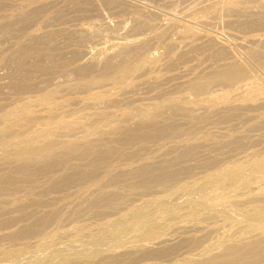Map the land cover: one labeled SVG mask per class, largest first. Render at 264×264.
I'll return each mask as SVG.
<instances>
[{
	"label": "rangeland",
	"instance_id": "obj_1",
	"mask_svg": "<svg viewBox=\"0 0 264 264\" xmlns=\"http://www.w3.org/2000/svg\"><path fill=\"white\" fill-rule=\"evenodd\" d=\"M113 4H114V6H111ZM109 5H110V8H109ZM237 9H238V11H237ZM230 10L232 11V13H231ZM27 12H29L30 14L29 13L26 14ZM7 15L10 16V17H8ZM16 15H17V17H15ZM26 15H28V17ZM18 16H19L20 19H18ZM25 17H27V18L24 19ZM135 17H136V19H135ZM16 18H17L18 21L16 20ZM143 21L147 25L144 24ZM137 22H139V23H137ZM17 23H19V24L17 25ZM119 23H122V24H119ZM131 23H134V24H131ZM1 24H3V25H1ZM6 24H7V26H6ZM141 24H142V26H141ZM143 24H144L145 27L143 26ZM0 25L2 26V27L0 26V79H2V80H0V86H1L0 87V105H1L0 115L3 114L4 112H6L7 110L13 109V108L21 105L22 102L24 103V101H28V103L30 104V106L28 104V108L27 109L35 110V111L37 109L39 110L41 107L39 108L38 107L39 105L35 106V104H37V103L36 102H32V101L36 100L35 97L41 96L44 93L55 89V85L58 84L57 87H56V90L61 89L60 90L61 93H59V91L57 93H59V95L62 96V99H63V96H66V98L64 97L63 100H60L58 98H61V97L58 94H56V96L58 95L57 98H56L58 103H57V105H55L53 107V110L56 109L57 110L56 113H59L58 115L64 121H66V122H69L71 120L73 121V119L75 120V119H77V117L79 118V117L82 116L83 117L82 120L84 122H86V123H89L87 125V127L88 126L89 127L86 128V131H88L89 133H94L97 129L104 128L105 124L108 125V124H112L113 123L112 125H115V122H117L116 123L117 125L118 124L120 125L119 122L123 121L122 123H127L126 121H128V123H130V122L131 123L128 124V125H125V124H123V125L130 126V125L134 124L135 121H137V117H135V116H136V113H139V111L137 110V108H139V106L148 107V109H150L154 104H161L162 102H163L162 104H167L168 101H169L168 99H173V98L179 97L181 95H187L188 94L187 90L184 91L185 88L183 86H180L179 83L183 80V79L181 80V78H184V77L186 78L187 77V79H190V77L192 76L191 75L192 72H191L190 75L188 73H190L191 70L193 71L196 66H197L196 68L198 70L195 69L194 70L195 72L193 73V75L197 71L198 72L202 71V69H204L205 71L206 70L211 71V70L215 69V66H216V69L221 68L222 66L224 67V65H221V64H225V67H227L228 65H232V64H235V65H238V66L241 65L243 69L246 67L245 70L246 71H248V70L250 71V72L248 71L247 72L248 74H246L247 77H249V80L250 81L255 80L254 82H252V83H255V85L253 84V88L254 87L255 88L254 89L252 88V90L248 94L252 95V94L255 93L254 96L252 95L255 98V96L257 94L259 95V94L264 93V71L260 67V65L256 64L252 60V57L254 56V54H253L252 57H249V58H251L250 60L247 57L249 55H246L247 52H248V54H250L251 52L253 53L255 51L256 52V53L254 52L255 56L257 55V57H259V58L254 56V59L257 58V60L261 59V60H258V61H264L262 59L264 57V54L262 55V58H260L259 54H257V51L258 52L261 51V53H264V49H263L264 45H262V44H264V40H263L264 39V0H110V1L109 0H0ZM117 25H118V27H117ZM134 25L135 26L137 25L138 27L141 28L140 32H139V28L137 27V29H136V27ZM148 25H150V26H148ZM19 27H20V30L18 29ZM107 27H108V29H105ZM146 27H147V29H146ZM158 27H159V29H158ZM142 29H143L144 32L142 31ZM131 30H134V31H132L133 33H131ZM137 30H138V32H137ZM44 31L45 32L48 31L47 34ZM49 31L50 32L52 31V32L50 33ZM76 31H77V33H76ZM182 33L184 35H182ZM44 34H45V36H44ZM80 34H82V35H80ZM40 35H41V38H40ZM49 35H50V38H49ZM180 35L182 36V38L185 36L184 37L185 39L183 38L184 41H182ZM32 37H33V39H32ZM35 37H38L39 39H36ZM202 37H204V39ZM26 38L27 39L29 38L28 40H30V41H28ZM30 38L32 39V41H31ZM45 38L48 39V40H46ZM82 38L85 39V40H83ZM154 38L155 39L157 38L156 41H155ZM164 38H166V40ZM201 38L203 40H205V41H203ZM41 39H43L44 41L41 40ZM206 39H207V41H206ZM25 40H26V42H25V44H23ZM195 40H197V41L195 42ZM214 40L217 41V42H215ZM242 40H244V41H242ZM34 41L35 42H38V41L40 42L41 41V42L40 43L38 42L36 44ZM147 41H149L150 43L147 42ZM247 41L249 42L250 45L248 44ZM130 42H132V44ZM144 42H146V43H144ZM151 42H152V44H151ZM187 42H189L190 44L193 43L194 45H189ZM199 42H200V45H201V43L203 45L205 43L206 46L205 45L204 46L201 45V47H200ZM244 42L247 44V46H245L246 44ZM51 43H53V44H51ZM142 43L145 44V45L142 46ZM209 43L212 44V45L210 44L211 46L208 45L210 48L207 46V44H209ZM215 43H217V44H215ZM252 43H253V46H252ZM258 43H260V44H258ZM18 44H20V45H18ZM22 44H23L22 48L21 47L19 48V46H21ZM185 44H186L187 47L185 46ZM257 44L261 45V47L258 46L259 49H257ZM25 45H26V48H27V49L25 48L26 51L23 48V47H25ZM27 45H29V46L27 47ZM138 45L143 47V48L139 47ZM17 46H18L19 49H17ZM242 46H243V48H242ZM33 47L34 48L36 47V49H34ZM135 47H137V48H135ZM184 47L187 48V49H184ZM198 48L199 49H203V50H199ZM222 48H224V49L226 48V49L224 50ZM16 49L17 50H21V52L25 51V53H19L20 51L18 52V51H16ZM44 49H45V51H44ZM134 49H136V50L134 51ZM139 49H141V50H139ZM35 50H37V51H35ZM190 50H193V51H190ZM216 50H217V52H215ZM218 50H219L220 53H218ZM250 50H252V51H250ZM29 51H31V52H29ZM43 51L45 53H43ZM15 52L19 53V54L17 55ZM47 52H48V54H47ZM181 53H182L183 56L181 55ZM20 54H23L24 56L26 54V56L24 57L23 55L21 56ZM39 54H40V56H38ZM41 54H42L43 57L46 55V57L44 58L45 60L43 59V57L41 58ZM134 54L137 55V56H135ZM217 54H220V55H217ZM228 54H230V55H228ZM11 55H13V56H11ZM19 55L21 57H23L21 59V61L24 60L21 63H20V60H19V58H21V57ZM28 55H29V57H28ZM47 55H48L49 58L47 57ZM163 55H165V56H163ZM174 55H175L176 58L174 57ZM227 55H228V57L225 58ZM18 56H19V58L17 59L18 62L20 64L27 63V64H24V66L27 69L23 70V68H25L23 65H21V67L18 66V65L15 66L17 64L16 63L17 61L14 60V59H16ZM50 56H51V58H50ZM36 57H38V58H36ZM39 57H40V59H39ZM139 57H140V59L144 58L145 62L148 59L147 62L145 64H143L144 65L143 70L147 67L148 70H149V73L148 74L146 73L145 76H144L145 72L142 74V72H143V70H142L141 72H139L136 75L137 76L139 75V76L143 77V79L141 77L139 79V78L136 77V75H134L135 77L133 76L132 80L134 79V81H136V78H137V81L136 82H134L132 80L131 81H132V83H134L133 85H135V87H136V84L138 82H139L138 83L139 85H142L143 82L146 83V84L149 83V84H147V85H149V87H146L147 85L143 83L145 85V86L144 85L143 86L146 89L144 87H142V86H139L137 84L139 86V87L137 86L139 89L136 87V89H134V90L132 88L131 89L132 91H131L129 88H127V89L121 88L119 86H115V84L111 83V81H106V83L104 82L106 85L103 84L101 88L98 87L101 84L100 85L94 84L93 86L92 85L90 86L91 90L89 89L90 90V91L88 90L89 92H85L82 88L78 89V87L76 88L73 85L74 83H76L80 79H90L92 77H95L94 75H96V76L98 75L99 76L101 74L100 72H102V69H103L101 67H103V65H105V66L108 65L106 63L103 64L104 62L109 63V65H110L109 67H111L112 70H113V68L118 70V69L124 67L126 64L131 63L132 61H134V62H135V60L137 61V59ZM157 57H158L159 60L157 59ZM164 57H165V59H164ZM177 57H178V59H177ZM231 57H232V59H231ZM77 58H78V60H77ZM150 58H154L155 59V61L153 62L154 65H152L153 63L152 64L149 63L150 65L148 64V61H149ZM7 59H9L8 62H7ZM221 59H222V61H221ZM27 60H28V62H27ZM41 60L43 61V63H45V67H43L44 64H42ZM57 60L59 62H57ZM9 61H11V62L13 61L12 63H14L16 61L15 62L16 64H11V63H9ZM108 61H110V62H108ZM172 61L173 62L175 61V62L173 63ZM236 61L238 62L237 64L235 63ZM35 62L38 63L39 65L40 64L41 65L40 66H36L37 64ZM51 62H55V63H52V65H51ZM155 62H157V63L155 64ZM198 62L201 64V66L203 68L199 65ZM208 62H210V63H208ZM219 62H224V63L220 64ZM6 63L8 65H6ZM31 63H32V65H31ZM33 63H35V65ZM110 63H112V65L114 67ZM53 64H55V65H53ZM96 64H97V66H95ZM160 64H161V66H160ZM164 64H166L165 66L167 68L164 66ZM26 65L30 66V70L28 69V67ZM47 65H49V66H47ZM77 65L78 66L79 65L82 66V67L79 66V68L80 69L82 68V70L78 69ZM91 65L93 66L92 68H90ZM162 65H163V67H162ZM217 65H219V67ZM152 66H154V68ZM13 67H14V69H13ZM32 67H36V68L32 69ZM40 67L42 68L41 69L42 71L40 70ZM150 67H151V69H150ZM169 67H171V69ZM186 67L189 68L190 71ZM191 67H193V68H191ZM206 67H208L209 69H210V67H213L214 69L211 68L209 70L208 68L206 69ZM19 68H21L22 72H20L21 70L18 71ZM37 68H39V69H37ZM73 68H75L76 70L74 69L75 71L74 70L72 71ZM85 68H88V69H85ZM199 68H201V69H199ZM152 69H153V71H152ZM165 69H167L166 72H165ZM27 70H29L28 73L27 74L24 73V72H27ZM34 70H35V72H34ZM78 70H80V71H78ZM83 71H84V73H83ZM185 71L188 72L187 74L189 76L186 75ZM20 73L26 74L27 76L26 75H21ZM184 73H185V76H184ZM28 75H29V77H28ZM168 75L170 77L172 76L171 79H169V81H168V78H170V77ZM25 77H27V78L25 79ZM178 79H179V82H178ZM69 80H70V83H71V81H72V83L74 82L73 84H71V86H70V83H67ZM160 80H163V81H160ZM164 80H165V82H164ZM171 80H173V81H171ZM247 80H248V78H247ZM6 82L8 84H6ZM11 82L12 83L16 82L17 85H15V86H18V88L12 86L10 84ZM18 82H20L21 85ZM39 82H41V83H39ZM34 83L35 84L39 83L38 84L39 86L35 85V86H33V89H30L32 87L31 84H34ZM66 83L68 84L67 86H66ZM13 84H15V83H13ZM27 84L31 85V87L28 86L29 88H27ZM19 85L20 86L24 85L26 87V89L25 90L23 88L19 89V87H20ZM176 85H178V86H176ZM256 85H258V86H256ZM2 86H4V87L2 88ZM37 86H38V88H37ZM104 86H106V87H104ZM171 86H174V88L171 87ZM67 87H68V89H67ZM69 87H71V88H69ZM72 87H73V89H72ZM141 87H142V89H141ZM175 87H176V89H175ZM224 87L225 86H222V87L221 86L211 87L210 88L211 91L209 89V92L212 93V91H214L213 89L216 88L218 90L221 89L220 91L223 90L222 91L223 93L231 95L232 94L231 88L230 87H225L224 88ZM15 88H17V89L15 90ZM62 88H63V90H62ZM98 88L101 89V90H99ZM182 88H184V89H182ZM226 88H227L228 92L230 91L229 93L226 92ZM70 89H72L71 93L68 92V91H70ZM75 89H76V91L79 90V91H77L78 93L79 92H81V93H79V94L77 93L76 94L75 93L76 92ZM124 89H125V91L129 89L130 92L135 94V95L131 94L130 92H129L130 93L129 95H127L128 93L124 94L123 93V92H125ZM108 90H111V92L108 91ZM179 90H181L182 92L179 91ZM102 91L103 92H105V91L107 92L108 91L110 93L113 92L112 96L114 94L116 96H118V94L120 95L122 93L125 96L122 99L125 98V100H123V101H122V99L119 100V101H122L119 104L117 102H115L116 105L115 104H111V103L110 104L107 103L108 105H106V102H104L102 100L99 102L98 100H96L93 97H91V94L97 93V92H101L102 93ZM115 91H116V93H115ZM157 91H159L160 93L158 92V94H156ZM165 91H166V93H165ZM174 91H176V92H174ZM178 91H179V94L177 93ZM183 91H184V93H183ZM65 92H67L68 94H65ZM168 93H169V95H168ZM70 94H72V96ZM67 95L68 96L70 95V96L68 97ZM157 95L159 96V98L157 97ZM120 96H122V95H120ZM130 96L131 97L133 96L136 101L134 102L133 97L130 98ZM153 96H154V99H153ZM67 97L69 99H67ZM79 97H80V99L78 100ZM135 97L138 99L139 102L137 101V99ZM75 98H77V99H75ZM117 98H119V96ZM128 98L130 99V101L132 99L131 103L134 104L133 106L131 105V103H130ZM149 98H150V100H149ZM189 98H192V96H190ZM20 99L22 100L21 102L19 101ZM24 99H26V100H24ZM29 99H30V102H29ZM82 99H85V100L83 101ZM18 101L20 102V104H19ZM69 101H71V102H69ZM86 101H88V103H85ZM124 101L126 103H124ZM189 101H192V100L190 99V100H188V102ZM62 102H64V103H62ZM150 102H151V104H150ZM188 102H187V104H188ZM33 103H34V105H33ZM83 103L84 104H89V103L93 104V103H95L96 106L95 107H91V110H90L89 109V107H90L89 105L92 106V104L84 105ZM100 103H102V108H98L97 109V107L100 106L99 105ZM104 103H105V105H104ZM123 103H124V105H123ZM191 103H193V102H189L188 107L190 109L193 108L192 110L195 111L196 113L194 114V112H192L189 115H187L190 118V115L193 114L194 117L191 116L190 119L188 117L184 118L185 115L183 117H180V116H182L181 114H179V115L177 114V115H175V117H174V114H173V116H171V114L167 113L168 111L166 112V110L163 109L164 110L163 112L164 113L166 112L167 113L166 115H169L170 118H169V116H166L162 112L166 116V118H163L164 115L161 114L162 115V117H161V121H162L161 125H165L166 124L165 125L166 127H169L171 125L172 129L174 127V131L171 130V126L169 127L170 130L167 129L168 131H170V133L168 131L164 132V130H166V128L164 129L162 127V130H163L162 132H164L167 135L166 136L164 133H162L165 136V138H163L164 136H162V134L159 133L158 135L159 136L161 135V136L160 137L158 136V138H157L158 140L157 141L155 139H154L155 142L153 140H152L153 142L149 141L148 139H147L148 141H145L146 138L145 137H140L139 136L140 132H138L137 136L139 137L140 140L142 139L144 141L141 140V142H140L139 139L134 138L133 140L136 143L135 142L132 143V142H130L132 140H128L127 137H125L126 138L125 141H124L125 138H122L125 143H123V141H121L122 140L121 139L119 144L116 143L117 145H115V142L114 143L112 142L113 145L110 144L111 146L109 145L108 148H107V145L109 143H111V142H109L108 144H105L106 147L103 145L105 148L104 149L101 148L102 153L103 152L105 153L106 150L108 151L109 148L110 149L111 148L112 149H114V148L117 149V151L115 150V152H113L114 150L111 151L109 149L108 152H111V153L113 152V154L110 153L111 156L109 154L107 159H105L106 156H107L106 153L104 154V155H106L105 157H103V155L101 154L103 158H101V156H100L99 161H98L97 158H96L97 160L95 159L96 155H88L86 157H89V158H84L85 160L83 162H82L83 159L79 160V162H78V160L77 161H75V160L71 161L70 160L69 163H64V164H62L63 166L62 165L59 166L62 169H64L63 167L66 168V166L69 165L70 163H85L86 166H90V165L91 166H95L93 169H94V171L96 173L94 172L92 175H88L86 177H83V179L80 182L72 183V184H70V185H68L66 187H60L57 190V188L55 189V187H49L45 183V181L43 180L44 177L42 175L39 176V177L42 176L41 177L42 179L37 177L35 181L30 182L31 184L28 183L27 185L24 184V183H26L25 181L21 180L22 182H20V180H19V182H20V184H19V182L17 180L16 181V185L18 184L17 185V189L19 187L21 189L23 188L24 189V190L22 189L23 193L26 190L27 193L26 192L25 193L27 195H25V193L24 194L19 193V191H18V193H16L18 195H14V196L10 197L11 199H13V197H14V199H16V200L15 201L12 200L11 201L12 203L10 202L9 204H7L6 212L3 209H0V214L2 212V214L0 215V221L3 219L0 222V224L2 223V227H3V229L0 228V235L2 233H4V232L8 231V230H6V229H8L6 227L9 224L8 218L17 217V216L21 217V216H23L22 214H25V213L29 214L28 212H31V210H32V212H31L32 215H34L35 211L37 212V213H35V215L31 219H29L31 221L32 220H38V219H36L37 217L39 219L40 218H45V217L53 218V220L52 219L51 220L54 221V222L53 223L51 222L52 224L50 226L48 225V227H44V228H46V230L43 228L45 230L43 232L44 234L49 233V232H54V231H52V229L56 230L57 232H60V230L63 231L65 229H67L68 227L75 226V225H77V226L80 225V228H83V227L86 226V228H89V229L92 228L93 231H90V233L85 234V237L84 236H81V238H80V236L77 237L79 239H77L76 243L75 242L74 243L70 242L69 243L70 245L66 246V244L62 245L65 242L61 241L60 243L53 244V246L55 245L54 248L52 246L51 249H49V250L45 249V250H43L41 252H39L34 247L32 249L31 248L32 247V245H31L32 242H30V241L37 240L38 237L41 240L45 239L46 237L43 238L44 235L42 234V231H41V233L40 232L38 233V236L36 234H34V235H36L35 237H34V235H32L34 240H32L31 237L29 236L30 238H27V239H29V243H28V240L26 242V240H25L26 237L24 238V240L21 239L23 242L20 239H18L19 240L18 241V240H11V239L7 240L5 238L4 239L0 238V249L5 250V253H8V255H6V257L4 256L7 259L4 258L3 259L4 262L2 260V261H0V264H47L46 263V259H49L52 256L61 257V255H63V256L65 255L64 257H73V256H76L77 253L79 254V253L83 252L84 250L87 251L86 249L90 250L91 248H98L100 250L104 249V251H105V249H107V250L108 249H115V247L116 248L120 247L123 244L138 243L140 240H143L144 238L149 237L152 233H157L158 232V230L155 229L154 227L150 228V226H148L146 224V220L151 219V217L152 218L153 217L154 218L155 217H159V218H161V219H159L160 221H163V219H164L163 222H166V220H168L166 223H169V221L173 222V220L175 218L172 216V214L171 215H165V214H161V213L169 211L168 213L170 214V212L175 209L174 206H177L176 204H182L183 200H177L176 202L175 201L166 200L164 205L163 204H156V205L153 204L152 205V203H151V205L148 204V206H147V205H144L145 203H147L148 201L153 202L154 198H156L155 200H157V198L159 199V197L160 198H162V197L165 198L167 195L172 193V191H174V189H176V187L178 188L182 184L185 185L190 180H192V181L194 180L195 181V179H193V178H198V179H196V181L197 180L198 181L201 180L203 175H206L205 173L209 174L210 172H212L214 170H217L219 168H222L224 166L229 165V163L231 164L232 161L234 162L237 159H240L239 158L240 155H241V158H242L245 155H247L248 153H250V152L252 153V152H255V151H256V153L258 151L257 155L258 154L260 155L261 153L264 154V150H263L264 149V143H263V140H264V128H263V130L261 129L264 126L263 125L255 126L254 124H257V123H255V122H257V120L256 119H254V120H252V119L248 120L247 119V121H246L247 116H245V114L246 115L252 114L253 116H254V114H256V116H257L260 113H264L263 112L264 108L260 109V110L256 109V111L253 110V112L249 111L248 113H247V111L243 110V112H242V110H241L242 113H240V111H239V112H237L236 115H229V113H227L225 115V113H220L219 114L220 116L217 114L218 116L215 115V116H212L213 117L212 118L211 115H210V117L207 118V116H206L207 114H203V113H200V114H203V115L197 114L198 108H199V110L201 108V110H200L201 112H203L204 109L207 108V107H205V105L203 106V104H197V103L196 104L195 103L191 104ZM146 104H150L151 107L146 105ZM63 105L65 107H63ZM121 105H123V107H120ZM135 105L137 106V108H134ZM31 106H33V107H31ZM66 106L67 107L69 106V107L67 108ZM79 106H80V109H79ZM85 106H86V108H88L89 111L85 110V108H84ZM59 107H60L61 111L60 110L58 111ZM71 107H73V108H71ZM82 109L85 110V111H83ZM94 109L97 111L96 115L93 114V112L95 113ZM103 109H105V111H103ZM56 110H54V111H56ZM73 110H75V111L78 110V111L75 112ZM62 111L63 112H67L68 115H67V113L63 114ZM19 112H20V110H18V113ZM102 112H104V113L106 112V113L104 114ZM115 112H117V113H115ZM85 113H88V114H85ZM112 113H114V114H112ZM196 115L198 116V118H197ZM67 116H70V117L66 118ZM86 116H88V117H86ZM222 116H225L226 118L222 117ZM228 116H230V117H228ZM238 116H240V117H238ZM98 117H99L100 120H98ZM236 117L239 118V119H237ZM57 118H59V117H57ZM162 118H163V120H162ZM86 119H88V120H86ZM166 119H168V120H166ZM204 119H205V121H203ZM243 119H244V121H243ZM41 120L42 119H40L39 121L34 122L28 128L27 132L32 127H33L34 130L32 129L28 133L25 132L24 135L28 137L29 135L34 134L37 131L48 129L47 128L48 124H46L47 121L46 120H44V121L42 120L41 121ZM251 120H252V122H251ZM54 121H56V120H54ZM163 122H164V124H163ZM172 122H174V124H172ZM185 122H187V125H186ZM205 122H206L207 126L205 125ZM243 122H245V123L247 122L248 124L247 123L245 124ZM39 123H40L41 127H40ZM122 123H121V125H122ZM195 123H196V125H195ZM242 123H243V125H242ZM36 124H37V126H35ZM42 124L44 125V127H43ZM167 124H168V126H167ZM180 124H184V125H181L179 127ZM191 124H194V125L190 126ZM202 124H203V126H202ZM177 125H178V127H177ZM252 125H254L253 128H252ZM48 127H49V125H48ZM257 127H260V128H257ZM37 128H39V129H37ZM226 128H227V130H226ZM229 128H231V129H229ZM249 128L253 131V133L251 132V130ZM255 128H257V129H255ZM185 129H187V131ZM197 129H198V131H197ZM248 129H249V131L251 133L249 131H248L249 133L247 132ZM75 130H76L75 132H77V128ZM184 130H185V133H184ZM188 130L190 131V134L192 132V134H193L192 136L189 135ZM228 130H230V133L232 134V137L241 136V138H242V136H244V138H245V135H242L243 133H241V132L243 131L245 134L247 133L246 134L247 135V137H246L247 139L245 138V140H247V141H246V143L244 145L242 144L243 145V146H241L242 149H240L239 146L238 147L236 146V149L238 148L237 150H234L233 152L232 151L228 152L229 150H227V152L224 153L223 151H226V150H223L224 147L220 148V146L224 145V143L226 142V139H225V141H223L224 140L222 138L223 135L224 134L227 135L226 133H228V135H229L228 138L231 137V134H229ZM78 131L80 132L82 130L80 129ZM171 131H172V134H171ZM79 132H77V133H79ZM178 133H179V135H178ZM180 133H182V134H180ZM221 134H223V135L221 136ZM252 134L254 135V137L257 136V138L256 139L255 138L252 139L251 138V136L253 137ZM177 135H178L179 138H176ZM182 135H183V137H182ZM187 135L190 137L191 140L192 139L196 140L197 139L196 137H198L200 141L202 139V141L205 142V143L210 140V142H209L210 145H209V143H207L208 144L206 146L207 148L204 147V149H205L204 150L203 147L199 148V147H201V145L196 144L195 146H197V147L199 146L198 148L196 147V149H193L194 146H192L191 147L192 148L191 152H190V150L189 151L183 150L185 152L184 153L183 151L180 150L181 148L178 150V148L176 146L178 145V147H181V146L186 145V147H187L188 145L190 146V144H192L195 141V140L190 141V139L188 138L189 142H190L189 143L188 140H186V138H187L186 136ZM215 135H218L220 137H217ZM258 135H259V137H258ZM193 136L194 137L196 136V137L194 138ZM24 137H21V138H24ZM161 137H162V140L160 139ZM173 137H175V138H173ZM184 137H186V138H184ZM191 137H193V138H191ZM216 137L219 140L215 139ZM260 137H261V139H263L262 141L258 140V138H260ZM181 138H183V140ZM250 139H252V140L249 141ZM136 140H138V141H136ZM211 140H212V142H211ZM256 140L258 141L257 142L258 144L256 142H253V141H256ZM36 141H37V139H35V141L33 140V142H36ZM126 141L127 142L129 141L131 143V145H128L130 143L127 144ZM186 141H187V144H186ZM214 142L215 143L216 142L217 143L218 142L219 143L222 142V144L218 143V144H215L216 145L215 146L213 144ZM134 143L136 145H134ZM243 143H244V141H243ZM247 144H248V146H247ZM250 144H251V147H250ZM256 144H257V146H254ZM124 145L125 146L128 145V146L125 147ZM209 146L211 148H208ZM139 147H142L144 150L142 148L140 149ZM174 147H176L175 149L178 150V151H176V153L172 152L173 154L170 156L169 153H171V152H169V151H171V150L173 151ZM212 147L214 149L218 148L221 151H218V149L217 150L215 149L216 151L214 152V149ZM234 147L231 146L232 149H234ZM227 148H229V146L225 147V149H227ZM231 148H230V150H231ZM137 149L139 150V152H137L138 151ZM182 149H184V148L182 147ZM207 149H208V151H207ZM209 149H211V151L213 150L212 153H210ZM166 150L168 151V154L166 153L167 152ZM240 150L242 152L245 151V155L243 153L240 154L239 153V152H241ZM252 150H254V151H252ZM164 151H166V152H164ZM217 151L219 153V154H217V156L220 155V157H221V158L218 157L219 160L216 157V155H214ZM246 151H247V154H246ZM163 152L168 155V157H167V155L165 156V154H164V156H162L163 158L167 157L166 159H164V163H165V161L167 163H169L171 161V160L169 161L170 157L172 159V158H174V156L176 154H177L175 156L176 160H174L175 162L177 161V159H179L180 162H185V163H188L191 160L188 164H190V166L192 168L188 167L189 165L186 164V167L190 168L189 170L191 171V173H188L189 170L186 171L187 168L185 167L184 163H181L182 164L181 165L179 161H177L176 163L172 162L173 161V159H172V161H171L172 164L171 163H169V164L166 163L168 165V166L166 165L167 166L166 169L164 167H162L166 172L162 171V169L160 168L161 165L164 166V163L161 164L160 166L158 165L159 168H160V169L158 168V170H160L159 172L162 171L163 173L166 174V176H167V173H169V175H173V173L176 171V169H175L174 172H172L173 171V167L175 165L176 168H178L177 165H176L178 163L180 164L179 168L181 166H183V165H184L185 168H180V170L182 169L181 171H179V168H178L179 174L175 172L177 174L178 178H176L177 176L174 177L173 181H170V183L168 182L169 184L167 182H164L163 180H161V178H163L164 176L161 177L162 176V175H160L161 173L158 174L157 168H155L157 166L153 167L151 170H153V169H154L153 171L156 170L155 173H157L158 175L157 174L153 175L154 177L153 176L151 177V173H150V176L148 175L149 177H151L150 179L154 180V182H155V183H152L151 186H149V187L147 186L148 188L147 187L146 188L143 187L145 185H148V184H143L144 182L142 183L143 185L141 184L142 187H140L139 179H136L134 177L130 178V180L132 179L131 182H130V180H126L125 181L124 179H123V181H122V179H120V180L118 179L119 181L115 180L114 184L116 183V185L114 186L112 184L111 187L109 186L110 189L114 187L113 191L115 192L116 188H117L116 193H118V195L120 194V196H122L123 198L124 197L128 198L126 203L119 209L121 211V213H123L124 211L125 212L129 211L130 209H132V206L134 207L135 205H137V206L139 205L141 209H139L137 212L132 213L129 216V218H128L129 221L135 222L132 225V228H128L127 229V228L122 227L121 224H112V226L110 225V227H100L101 229H99V230L98 229L97 230L94 229L99 224L104 223L105 222L104 220L107 221V219H110L112 217L108 216L109 215L108 213H102V214H100V212L97 213L98 212L97 208H99V207L96 206V205H95L96 207L95 206H91L93 208V211H92L91 207L89 208L88 206H85V207H88L86 209H85V207L84 208L83 207L80 208V205L81 206L83 205L81 203H83L84 199L90 194V192L93 191L94 189H96L97 187L101 186L103 184L104 180L108 177V175L111 174V172L113 173L114 170L116 171V169L117 170H120V169H131L132 167L136 166L137 164L146 163L144 160L147 161L150 158H152L151 159L152 161L150 160L151 162H153V160L156 162V160H159L158 156H160V154L163 153ZM181 152L185 154V156H183L184 158L182 157V160H180L181 159L180 155L182 154ZM188 152L190 153L191 156H189ZM220 152H222V153L220 154ZM119 153L121 154V156H120ZM205 153H206V155H205ZM238 153H239V155H238ZM203 154L205 156H207V154H208V156L205 157ZM263 154H261L260 156H263ZM200 155H202L203 158H200L201 157ZM237 155H238V158H237ZM131 156H134V157H132L133 158L132 162H130V160H132ZM209 156L210 157L213 156V157L210 158ZM97 157H99V156H97ZM125 157L129 158L130 160L129 161H128V159L126 160ZM156 157H158V158H156ZM188 157H191V158H189V161H188ZM93 158L95 159V161L94 162L90 161V160H94ZM100 159H101V161H100ZM102 159H104L105 161L102 160ZM160 159L163 160L162 158H160ZM183 159H186L188 162L186 160L184 161ZM200 159L202 161H203V159H205L207 161H209L211 159L213 161H215L217 159L218 162H215V164L213 163V165L208 167L209 164L206 163V165H204L205 164V160H204L203 167H201L202 166L201 165L202 162L200 163V161H201ZM221 159H222L223 162H220ZM89 162L91 163L90 165H89ZM98 162H100V163H98ZM197 162H199V163H197ZM86 163H88V164H86ZM93 163H95V165ZM193 163H195L194 166H192ZM197 164H200L201 166L200 165L199 166L202 169L201 168L198 169L197 167H199V166H197ZM96 165L98 166V168H97ZM169 165H170V167H169ZM195 166H197L196 167L197 169L195 168ZM204 166H207V168L205 167L206 168L205 169ZM171 167H172V171H171ZM193 168L196 171L193 170ZM93 169H92V171H93ZM183 170H185V171H183ZM92 171H91V173H92ZM182 171H183V174L181 173ZM81 173H83V172H81ZM188 174H190V175H188ZM198 174H199V176L201 178L197 177ZM47 175L49 176V175H51V173L50 174L48 173ZM47 175H45V176H47ZM179 175H181V176H179ZM148 176H146L147 180L149 179ZM80 177H82V176H80ZM155 177H157V178L160 177V180L159 179H157V180H159V182L161 181L162 184L161 183L157 184V182L155 180L156 179ZM179 177H180V179H179ZM182 177H184V178L182 179ZM145 178H143V180H146ZM134 179H136L135 184L138 183L139 186H138V184H137V187H136V185L132 186V184L134 183ZM151 180H148V181H151ZM174 180H175V182H174ZM163 182L165 183L164 185H163ZM128 183H130V184H128ZM154 184H155V186H153ZM35 185L38 186V188ZM24 186H25V188H24ZM33 186H34V189H33ZM231 186L234 187L235 184H233ZM134 187H136V188H134ZM139 187L141 189H139ZM31 188L33 189V191L31 190ZM47 188H48V190L46 191ZM133 188H134V190H131ZM143 188H145V189H143ZM28 190H29V192H28ZM225 190H226V192H225ZM225 190H218V191L216 190V192L215 191L213 192L214 194H212V191H211V193L210 192L207 193L204 197H202L200 195L198 196V194H197L194 197H197V198L202 197V200L204 202L206 201V202H208V204H212V203H214L216 201H219L221 199L223 200L224 198H226V197H228V196L233 194V192H232L233 190L232 189L229 188V189H225ZM34 193H36V195ZM225 193H227V194H225ZM19 194H20V197H18ZM210 194H212L213 196H211ZM77 197L79 198V201H78ZM20 198H23V199H20ZM49 198H53L54 200H52L51 203L47 202L49 205L45 206V205H47V203H45L46 199H49ZM17 199H19L20 201L19 200L17 201ZM29 199H31L32 202H30L31 200L29 201ZM27 200L31 203V205L34 203L33 200H35V203H34L35 207L33 206L34 208L31 207V209H30L29 208V204L30 203L28 204ZM37 200L41 204L44 203L45 204L44 207H42L43 205H41V204H39L41 207L38 206V205L36 207L35 204L38 203ZM24 201H26V202H24ZM145 201H147V202H145ZM18 202L20 203L21 206H22L23 202H24L23 206L27 204L26 205L27 209L25 207H23V206L21 207V209H19L20 208L19 205L18 206L16 205V203L18 204ZM143 202H144V204H143ZM67 203H68V205H67ZM11 205L13 207L15 206L16 208L14 207L15 209H13ZM74 205H75V207H74ZM10 206H11V208H9ZM58 207L61 208V210ZM94 207L96 208L95 209L96 212L94 211ZM22 208H25L26 210L23 211ZM77 208L79 209V213H81L82 215L80 214V216H79ZM82 208L85 209V211L84 210L81 211ZM8 209H10V211H8ZM89 209H91L90 210L91 212H89ZM159 209H161V210H159ZM162 209H163V211H162ZM1 210H3V211H1ZM16 210L18 212L17 214H16ZM20 210L22 211V214H20L21 212L19 213ZM33 210H34V212H33ZM53 210L54 211L58 210L59 212L64 211V213L61 214V213H58L57 211H55L57 216H56L55 213H53V217H50V213L53 212ZM72 210H74V211L72 212ZM75 210H77V212ZM99 210H100V208H99ZM150 210H151V212H150ZM7 211L9 212L10 215H8ZM49 211H50V213H49ZM68 211H69V213H68ZM86 211H88L89 213L86 212ZM4 212L6 213V215H3ZM10 212H12L13 214L11 215ZM45 212H48L49 214H46ZM74 212L77 213L78 215L72 214V216H71L70 213H74ZM83 212H84V215H83ZM67 213L69 215L66 216ZM85 213H88V214H85ZM90 213H92V214L89 215ZM151 213H153L152 216H150ZM45 214L47 216H45ZM63 214H64V216H63ZM94 214L96 216H92ZM97 214H99V215H97ZM13 215H15V216H13ZM26 216H28V215H26ZM54 216H55V218H54ZM24 218L26 219L25 221L27 223L30 222L29 220L27 221V217H24ZM180 218L181 219H179V220L177 219V220L181 221L182 219H185L186 217L182 218L180 216ZM21 220H22V218H21ZM21 220H18V221L20 222ZM177 220L175 219L174 223L177 222ZM4 221H6V222H4ZM256 221H257L256 223L258 225L262 223L263 225L261 224L260 226H264V219H261V220L258 219ZM7 222H8V224H7ZM22 223H25V222L23 221ZM5 224H6V226H5ZM0 227H1V225H0ZM108 230H110V231H108ZM220 233H221V235L219 234L218 235L219 237H221L223 234L227 233V229L223 230ZM41 234H42V236H41ZM46 236H47V234H46ZM218 236L214 235L213 237H215V238L217 237L216 239H218L219 238ZM114 237L118 238L119 240L118 241L113 240V242H112V240H110V239L114 238ZM215 238H212V239L209 238V240L210 239L211 240H213V239L215 240ZM40 239H38V240H40ZM209 240L207 239L208 243L211 241V240L210 241ZM20 241L22 242L21 244L26 242L27 244H25V245H28V246L31 245V247H28V246H26L27 248L23 247L22 252L24 251V253H22V252H20V253H15L14 252L13 253V251H10V249H13L15 246L19 247L18 243ZM204 242H206V240ZM207 242L205 244L203 243L201 246L208 244ZM103 246H106V247H103ZM108 246H109V248H107ZM200 250H201V247L200 248H196V250H193V252L191 251V254L195 253V252H198ZM183 251H181L180 254L181 253H185L186 250H183ZM176 254H174L173 256H176ZM178 254H179V252H178ZM177 257H179V256H177ZM177 257H175V258H177ZM171 259L173 260L174 257L172 258V256H171ZM165 261H167V260L161 261L162 263L160 261H157V262H160L161 264H168V261H167V263Z\"/></svg>",
	"mask_w": 264,
	"mask_h": 264
},
{
	"label": "bare ground",
	"instance_id": "obj_2",
	"mask_svg": "<svg viewBox=\"0 0 264 264\" xmlns=\"http://www.w3.org/2000/svg\"><path fill=\"white\" fill-rule=\"evenodd\" d=\"M110 1V0H109ZM105 2V1H104ZM103 2V3H104ZM112 2V1H111ZM114 2V1H113ZM215 2V1H214ZM110 3V2H109ZM108 3V4H109ZM46 4V3H45ZM50 4V3H49ZM106 4V3H105ZM111 4V3H110ZM47 5V4H46ZM111 6H114V4L113 5H111ZM126 6V5H125ZM46 7V6H45ZM196 7V6H195ZM109 8H110V5H109ZM234 8V7H233ZM195 9V8H194ZM229 10V9H228ZM113 11V10H112ZM231 11V10H230ZM234 11V10H233ZM237 11H238V9H237ZM260 11V10H259ZM14 12V11H13ZM30 12V11H29ZM29 12H27L26 14H28ZM257 12V11H256ZM231 13H232V11H231ZM25 14V13H24ZM23 14V15H24ZM30 14V13H29ZM193 14V13H192ZM22 15V14H21ZM114 15V14H113ZM238 15V14H237ZM8 16V15H7ZM27 17H28V15H26ZM240 16V15H239ZM8 17H10V16H8ZM15 17H17V15L15 16ZM21 17V16H20ZM27 17H25L24 19H26ZM22 18V17H21ZM18 19H20L19 18V16H18ZM135 19H136V17H135ZM16 20H17V18H16ZM15 20V21H16ZM14 21V22H15ZM18 21V20H17ZM122 22V21H121ZM132 22V21H131ZM144 22V21H143ZM234 22V21H233ZM12 23V22H11ZM20 23V22H19ZM19 23H17V25L19 24ZM137 23H139V22H137ZM9 24V23H8ZM14 24V23H13ZM24 24V23H23ZM119 24H122V23H119ZM131 24H134V23H131ZM144 24H146L145 22H144ZM144 24H143V26H144ZM1 25H3V24H1ZM0 25V26H1ZM15 25V24H14ZM13 25V26H14ZM51 25V24H50ZM49 25V26H50ZM138 25V24H137ZM135 26L136 27V29H137V27L138 26ZM147 25V24H146ZM158 25V24H157ZM6 26H7V24H6ZM12 26V27H13ZM48 26V25H47ZM106 26V25H105ZM116 26V25H115ZM141 26H142V24H141ZM148 26H150V25H148ZM2 27V26H1ZM44 27V26H43ZM117 27H118V25H117ZM145 27V26H144ZM10 28V27H9ZM130 28V27H129ZM133 28V27H132ZM139 28V32H140V27H138ZM19 30H20V27L18 28ZM105 29H108V27L107 28H105ZM117 29V28H116ZM146 29H147V27H146ZM158 29H159V27H158ZM17 30V29H16ZM135 30V29H134ZM134 30H131V33H133L132 31H134ZM145 30V29H144ZM58 31V30H57ZM115 31V30H114ZM142 31H143V29H142ZM161 31V30H160ZM185 31V30H184ZM9 32V31H8ZM45 32V31H44ZM47 32L48 31H46L45 33L47 34ZM50 32V31H49ZM52 32V31H51ZM50 32V33H51ZM74 32V31H73ZM136 32V31H135ZM137 32H138V30H137ZM144 32V31H143ZM151 32V31H150ZM7 33V32H6ZM10 33V32H9ZM76 33H77V31H76ZM79 33V32H78ZM184 33V32H183ZM182 33V35H184ZM40 34V33H39ZM94 34V33H93ZM135 34V33H134ZM139 34V33H138ZM144 34V33H143ZM29 35V34H28ZM37 35V34H36ZM43 35V34H42ZM78 35V34H77ZM80 35H82V34H80ZM90 35V34H89ZM97 35V34H96ZM133 35V34H132ZM186 35V34H185ZM44 36H45V34H44ZM43 36V37H44ZM94 36V35H93ZM145 36V35H144ZM181 36V35H180ZM191 36V35H190ZM34 37V36H33ZM33 37H32V39H33ZM48 37V36H47ZM78 37V36H77ZM92 37V36H91ZM159 37V36H158ZM165 37V36H164ZM185 37V36H184ZM183 37V38H184ZM208 37V36H207ZM253 37V36H252ZM36 39H39L38 37H35ZM34 38V39H35ZM40 38H41V35H40ZM49 38H50V35H49ZM79 38V37H78ZM85 38V37H84ZM150 38V37H149ZM160 38V37H159ZM182 38V36H181V39H182V41H184V39ZM199 38V37H198ZM203 39H204V37H202ZM201 38V39H202ZM206 38V37H205ZM233 38V37H232ZM27 39V38H26ZM29 39V38H28ZM27 39V40H28ZM31 39V38H30ZM32 39H31V41H32ZM44 39V38H43ZM43 39H41V40H43ZM46 39V38H45ZM83 39V38H82ZM81 39V40H82ZM86 39V38H85ZM85 39H83V40H85ZM144 39V38H143ZM155 39V38H154ZM157 39V38H156ZM156 39H155V41H156ZM162 39V38H161ZM165 40H166V38H164ZM169 39V38H168ZM202 39V40H203ZM213 39V38H212ZM46 40H48V39H46ZM50 40V39H49ZM145 40V39H144ZM160 40V39H159ZM200 40V39H199ZM198 40V41H199ZM210 40V39H209ZM240 40V39H239ZM245 40V39H244ZM244 40H242V41H244ZM264 40V39H263ZM262 40V41H263ZM28 41H30V40H28ZM44 41V40H43ZM151 41V40H150ZM154 41V40H153ZM169 41V40H168ZM197 40H195V42H196ZM203 41H205V40H203ZM206 41H207V39H206ZM213 41V40H212ZM215 41V40H214ZM253 41V40H252ZM255 41V40H254ZM258 41V40H257ZM261 41V42H262ZM25 42H26V40L24 41V43L23 44H25ZM35 42V41H34ZM39 42V41H38ZM38 42H35L36 44L38 43ZM41 42V41H40ZM39 42V43H40ZM51 42V41H50ZM147 42H149V41H147ZM158 42V41H157ZM190 42V41H189ZM189 42H187L189 45H194L193 43L192 44H190ZM209 42V41H208ZM215 42H217V41H215ZM246 42V41H245ZM244 42V43H245ZM248 42V41H247ZM251 42V41H250ZM259 42V41H258ZM260 42V43H261ZM29 43V42H28ZM131 44H132V42H130ZM135 43V42H134ZM138 43V42H137ZM140 43V42H139ZM144 43H146V42H144ZM150 43V42H149ZM178 43V42H177ZM185 43V42H184ZM260 43H258V44H260ZM21 44V43H20ZM20 44H18V45H20ZM23 44L21 45V46H19V48L21 47L22 48V46H23ZM32 44V43H31ZM49 44V43H48ZM47 44V45H48ZM51 44H53V43H51ZM141 44V43H140ZM139 44V45H140ZM148 44V43H147ZM151 44H152V42H151ZM211 43H209V44H207V46L208 45H210ZM215 44H217V43H215ZM238 44V43H237ZM246 44V43H245ZM248 44H249V42H248ZM257 44V49H259L258 48V46H260L261 47V45H258ZM262 44V43H261ZM138 45V46H139ZM143 45H145V44H143L142 43V46ZM157 45V44H156ZM155 45V46H156ZM197 45V44H196ZM199 45H200V42H199ZM201 45H203L202 43H201ZM201 45H200V47H201ZM204 45L206 46V44L204 43ZM203 45V46H204ZM212 45V44H211ZM210 45V46H211ZM239 45V44H238ZM241 45V44H240ZM243 45V44H242ZM250 45V44H249ZM262 45H264V44H262ZM29 45H27V47H28ZM49 46V45H48ZM51 46V45H50ZM60 46V45H59ZM58 46V47H59ZM131 46V45H130ZM152 46V45H151ZM150 46V47H151ZM177 46V45H176ZM184 46V45H183ZM185 46H186V44H185ZM198 46V45H197ZM214 46V45H213ZM212 46V47H213ZM245 46H247V44L245 45ZM244 46V47H245ZM252 46H253V43H252ZM134 47V46H133ZM139 47H141V46H139ZM173 47V46H172ZM187 47V46H186ZM190 47V46H189ZM194 47V46H193ZM209 47V46H208ZM207 47V48H208ZM216 47V46H215ZM250 47V46H249ZM18 48V46H17V49H19ZM24 49L26 48V45H25V47H23ZM32 48V47H31ZM34 48V47H33ZM47 48V47H46ZM49 48V47H48ZM56 48V47H55ZM132 48V47H131ZM135 48H137V47H135ZM141 48H143V47H141ZM152 48V47H151ZM179 48V47H178ZM195 48V47H194ZM210 48V47H209ZM208 48V49H209ZM240 48V47H239ZM242 48H243V46H242ZM263 48V47H262ZM261 48V49H262ZM16 49V51H20L19 53H25V51H26V49H25V51L24 52H21V50H17ZM34 49H36V47L34 48ZM52 49V48H51ZM54 49V48H53ZM59 49V48H58ZM149 49V48H148ZM155 49V48H154ZM177 49V48H176ZM184 49H187V48H185L184 47ZM193 49V48H192ZM197 49V48H196ZM199 49V48H198ZM222 49H224V48H222ZM221 49V50H222ZM226 49V48H225ZM224 49V50H225ZM264 49V48H263ZM262 49V50H263ZM33 50V49H32ZM31 50V51H32ZM73 50V49H72ZM136 49H134V51H135ZM139 50H141V49H139ZM144 50V49H143ZM183 50V49H182ZM199 50H203V49H199ZM220 50V51H221ZM223 50V51H224ZM245 50V49H244ZM254 50V49H253ZM31 51H29V52H31ZM35 51H37V50H35ZM41 51V50H40ZM44 51H45V49H44ZM43 51V53H45ZM50 51V50H49ZM54 51V50H53ZM138 51V50H137ZM153 51V50H152ZM180 51V50H179ZM185 51V50H184ZM190 51H193V50H190ZM213 51V50H212ZM250 51H252V50H250ZM28 52V51H27ZM33 52V51H32ZM69 52V51H68ZM79 52V51H78ZM141 52V51H140ZM145 52V51H144ZM182 52V51H181ZM187 52V51H186ZM185 52V53H186ZM196 52V51H195ZM215 52H217V50L215 51ZM214 52V53H215ZM225 52V51H224ZM255 52V51H254ZM250 53V54H248V52L246 53V55H249V56H247L248 58L249 57H252L253 56V54H254V56H255V53ZM16 53V52H15ZM19 53H16L17 55L19 54ZM38 53V52H37ZM74 53V52H73ZM83 53V52H82ZM148 53V52H147ZM194 53V52H193ZM202 53V52H201ZM218 53H220L219 52V50H218ZM227 53V52H226ZM14 54V53H13ZM27 54V53H26ZM26 54H25V56H26ZM47 54H48V52H47ZM56 54V53H55ZM65 54V53H64ZM71 54V53H70ZM69 54V55H70ZM78 54V53H77ZM76 54V55H77ZM145 54V53H144ZM149 54V53H148ZM177 54V53H176ZM175 54V55H176ZM211 54V53H210ZM223 54V53H222ZM257 54H259V56H260V58H262V55L264 54V53H261V51L260 52H258L257 51ZM261 54V55H260ZM21 56L23 55V54H20ZM19 55V56H20ZM45 55V54H44ZM81 55V54H80ZM79 55V56H80ZM135 55V54H134ZM140 55V54H139ZM138 55V56H139ZM146 55V54H145ZM154 55V54H153ZM175 55H174V57H175ZM181 55H182V53H181ZM185 55V54H184ZM190 55V54H189ZM202 55V54H201ZM215 55V54H214ZM217 55H220V54H217ZM228 55H230V54H228ZM228 55L225 57V58H227L228 57ZM11 56H13V55H11ZM10 56V57H11ZM15 56V55H14ZM19 56L16 58V59H14V60H16L15 62L17 63H12L11 61H9V63H11V64H16L15 66H20L21 67V65H23L24 66V64H27V63H24V64H20L21 62H23V61H21V59L23 58V57H21V58H19ZM24 56V55H23ZM24 56V57H25ZM38 56H40V54L38 55ZM52 56V55H51ZM51 56H50V58H51ZM73 56V55H72ZM135 56H137V55H135ZM163 56H165V55H163ZM173 56V55H172ZM178 56V55H177ZM183 56V55H182ZM188 56V55H187ZM254 56L252 57V60L256 63V64H258V65H260V67L263 69V71H264V61H258V60H261V59H258L257 60V58H259V57H257V55L255 56V57H257V58H255L254 59ZM28 57H29V55H28ZM43 56H42V54H41V58H42ZM46 57V55L43 57V59ZM47 57H48V55H47ZM53 57V56H52ZM55 57V56H54ZM75 57V56H74ZM161 57V56H160ZM159 57V58H160ZM14 58V57H13ZM19 58V60H20V63L18 62V59ZM36 58H38V57H36ZM35 58V59H36ZM49 58V57H48ZM47 58V59H48ZM58 58V57H57ZM149 58V57H148ZM176 58V57H175ZM180 58V57H179ZM39 59H40V57H39ZM54 59V58H53ZM76 59V58H75ZM137 59V58H136ZM157 59H158V57H157ZM164 59H165V57H164ZM177 59H178V57H177ZM176 59V60H177ZM181 59V58H180ZM231 59H232V57H231ZM251 58H249V60H250ZM263 60H264V57L262 58ZM8 60L9 59H7V62H8ZM13 60V59H12ZM45 60V59H44ZM49 60V59H48ZM47 60V61H48ZM67 60V59H66ZM77 60H78V58H77ZM148 60V59H147ZM147 60H146V62H147ZM159 60V59H158ZM167 60V59H166ZM173 60V59H172ZM183 60V59H182ZM218 60V59H217ZM225 60V59H224ZM227 60V59H226ZM251 60V61H252ZM38 61V60H37ZM42 61V60H41ZM52 61V60H51ZM54 61V60H53ZM112 61V60H111ZM155 61V59L154 58H150L149 59V61H148V64L150 63V64H152L153 62ZM169 61V60H168ZM171 61V60H170ZM184 61V60H183ZM204 61V60H203ZM202 61V62H203ZM221 61H222V59H221ZM229 61V60H228ZM235 61V60H234ZM27 62H28V60H27ZM57 62H59L58 60H57ZM65 62V61H64ZM108 62H110V61H108ZM145 62V60H144V58L143 59H140V57L137 59V61L135 60V62L134 61H132L131 63H128V64H126L124 67H122V68H120V69H114L113 67V65H112V63H110L113 67V70L111 69V67H109L110 65H109V63H107V62H104L103 64H108V65H103V67H101V68H103L102 69V72H100L101 74L98 76H96V75H94L95 77H92V78H90V79H80L79 81H77L76 83H72V81H71V83H70V80L67 82V83H70V86H71V84H73L76 88L78 87V89L80 88H82L85 92H89L90 90H91V85L93 86L94 84H96V85H100V86H98V87H102V85L104 84V85H106L105 83H106V81H111V83H114L115 84V86H119V87H121V88H125V89H127V88H129L130 90L133 88V90L134 89H136V87L139 85L138 83V85L136 84V87H135V85H133L134 83H132V81H134V79L132 80V77L134 76V75H136V74H138L139 72H141L142 70H143V67H144V65L143 64H145L146 63ZM173 62V61H172ZM175 62V61H174ZM173 62V63H174ZM196 62V61H195ZM200 62V61H199ZM198 62V63H199ZM225 62V61H224ZM224 62H219L220 64L221 63H224ZM232 62V61H231ZM36 63V62H35ZM35 63H33L34 65H35ZM52 63H55V62H51V65H52ZM157 62H155V64H156ZM160 63V62H159ZM164 63V62H163ZM171 63V62H170ZM172 63V64H173ZM208 63H210V62H208ZM217 63V62H216ZM230 63V62H229ZM236 64L238 63L237 61L235 62ZM37 65L36 66H40L38 63H36ZM42 64H44V66L43 67H45V63H43V61H42ZM62 64V63H61ZM149 64V65H150ZM162 64V63H161ZM161 64H160V66H161ZM195 64V63H194ZM232 64V63H231ZM6 65H8L7 63H6ZM30 65V64H29ZM31 65H32V63H31ZM53 65H55V64H53ZM94 65V64H93ZM152 65H154V63L152 64ZM166 64H164V66H165ZM199 65L201 66V64L199 63ZM207 65V64H206ZM211 65V64H210ZM221 65H224V67L222 68H218V69H216V66H215V69L213 68V67H210V69L211 68H213L214 70H211V71H208V70H204V69H202V71H197L198 69L195 67L194 68V70L195 69H197L196 71V73L193 75V73L195 72L194 70L192 71H190V69L189 68H187V69H189V71H190V73H188V72H186V75H190L191 74V72H192V76L190 77V79H187V77L184 79V78H181V82L179 83L180 84V86H183L184 88H185V90L184 91H186L187 90V92H188V94L187 95H181V96H179V97H176V98H173V99H168L169 101H168V103L167 104H152L153 106L151 107L150 106V104H151V102H150V104H146V105H148V106H150L151 108L150 109H148V107H141V106H139V108H137V106L135 105V107L134 108H137V110L139 111V113H136V116L135 117H137V121H135V123L134 124H132V125H130V126H125V125H128V124H130V123H128V121H126L127 123H122V122H119L120 123V125L118 124H116L117 122H115V125H112V124H108V125H104V128H99V129H97L94 133H89L88 131H86V128H88L87 127V125L89 124V123H86V122H84L83 120H82V116L81 117H77V119H73V121L71 120V121H69V122H66V121H64L63 119H61L60 118V116L58 115L59 113H56L57 112V110L56 109H54V110H56V111H54L53 110V107L55 106V105H57V96L59 95V93H61L60 92V90L61 89H59V90H56V87H57V85H55V89H53V90H51V91H48V92H46V93H44L43 95H41V96H38V97H35V101H32V102H36L37 104H35V106L36 105H39L38 107L40 108L39 110L37 109L36 111L35 110H29V109H27L28 108V101H24V103L22 102V104L21 105H19V106H17V107H15V108H13V109H10V110H7L6 112H4L3 114H1L0 115V209H3L5 212H6V206H7V204H9L12 200H16V199H14V197H13V199H11L10 197H12V196H14V195H18V194H16V193H18V191H19V193H22V194H24L25 192H26V190H25V192L23 193V190L20 188H18L17 189V185H16V181L18 180V182H19V180H20V182H22V181H25L26 183H24L25 185H27L28 183L29 184H31L30 182H33V181H35L36 180V178L38 177V178H41L42 176L44 177V181H45V183L49 186V187H55V189L57 188V190L60 188V187H66V186H68V185H70V184H72V183H75V182H80L82 179H83V177H86V176H88V175H92L95 171H94V167L95 166H91L90 164V162H89V165L90 166H86L85 165V163H70L69 165H67L66 166V168L65 167H63L64 169H62L61 167H59L60 165H62V164H64V163H69V161L71 160V161H77L78 160V162H79V160H82V162L85 160L84 158H89V157H86V156H88V155H96L95 156V159L97 158L98 159V161H99V158H100V156H101V158H103V157H105L106 155H104L105 153L107 154V156H106V158L105 159H107V157H108V155L111 153V152H108L109 151V149H108V153L105 151V153L103 152L102 153V151H101V148H105L106 147V145L105 144H108L109 142H111V143H109L108 145H107V148L109 147V145L111 144V145H113V143L115 142V145H117L116 143H118L119 144V142H120V140L122 139V138H125V137H127V139L128 140H132V141H130V142H135L133 139L134 138H136V139H139V137L137 136V133L138 132H140V134H139V136L140 137H145L146 138V140L145 141H154L155 142V140L157 141L158 139V134L159 133H164V132H166V131H168V130H170V126L169 127H166L165 125H161V123H162V121H161V117H162V115H166L167 113L168 114H171V116H173V114H174V117H175V115H179V114H181L182 116H180V117H183L184 115V118H187L188 116L187 115H189L190 113H192V112H194V114L196 113L195 111H193L192 109H190L189 107H188V104H189V102H193V103H197V104H203V106L205 105V107H207L206 109H204V111L203 112H201L200 110H201V108H200V110H199V108H198V112H197V114H200V113H203V114H207L206 116H207V118L208 117H210V115H211V117L212 116H215V115H219L220 113H225V115L227 114V113H229V115H236L237 114V112H239L240 111V113H242L243 112V110L244 111H247V113L250 111V112H253V110L254 111H256V109L258 110H260V109H263L264 108V93H262V94H257L256 96H255V98L253 97L254 96V94H252V95H249L248 93L252 90V88H253V84L255 85V83H252V82H254L255 80H253V81H250L249 80V77H247V75L246 74H248L247 72L249 71H246L245 70V68L243 69L242 68V66L240 67V66H238V65H235V64H232V65H226L227 67H225V64H221ZM220 65V66H221ZM10 66V65H9ZM14 66V67H15ZM22 66V67H23ZM27 67H28V69L30 70V66H28V65H26ZM47 66H49V65H47ZM46 66V67H47ZM80 66V65H79ZM79 66L77 65V67H78V69H80L79 68ZM95 66H97V64L95 65ZM94 66V67H95ZM102 66V65H101ZM172 66V65H171ZM191 66V65H190ZM218 67H219V65H217ZM12 67V66H11ZM14 67H13V69H14ZM25 67V66H24ZM80 67H82V66H80ZM93 66L91 65V67L90 68H92ZM153 68H154V66H152ZM162 67H163V65H162ZM166 67V66H165ZM189 67V66H188ZM202 67V66H201ZM35 69L36 67H32V69ZM100 68V67H99ZM167 68V67H166ZM170 69H171V67H169ZM191 68H193V67H191ZM203 68V67H202ZM205 68V67H204ZM208 67H206V69H207ZM18 69V68H17ZM24 69H27L26 67L25 68H23V70ZM37 69H39V68H37ZM42 68L40 67V70H41ZM45 69V68H44ZM75 68H73L72 69V71L74 70ZM84 69V68H83ZM85 69H88V68H85ZM94 69V68H93ZM150 69H151V67H150ZM199 69H201V68H199ZM209 69V68H208ZM209 69V70H210ZM21 70V68H19V70L18 71H20ZM29 70H27V72H24V73H28V71ZM76 70V69H75ZM74 70V71H75ZM80 70H82V68L80 69ZM80 70H78V71H80ZM98 70V69H97ZM96 70V71H97ZM147 72H146V71ZM163 70V69H162ZM161 70V71H162ZM26 71V70H25ZM42 71V70H41ZM86 71V70H85ZM152 71H153V69H152ZM167 71V69H165V72ZM20 72H22V70L20 71ZM34 72H35V70H34ZM38 72V71H37ZM98 72V71H97ZM145 72V73H144ZM250 72V71H249ZM19 73V72H18ZM78 73V72H77ZM83 73H84V71H83ZM95 73V72H94ZM144 73V76H145V74L147 73H149V70H148V68L146 67L144 70H143V72H142V74ZM153 73V72H152ZM188 73V74H187ZM21 75H26V74H23V73H20ZM31 74V73H30ZM33 74V73H32ZM76 74V73H75ZM82 74V73H81ZM141 74V75H142ZM183 74V73H182ZM188 75V76H189ZM27 76V75H26ZM32 76V75H31ZM164 76V75H163ZM169 76V75H168ZM174 76V75H173ZM181 76V75H180ZM183 76V75H182ZM184 76H185V73H184ZM28 77H29V75H28ZM84 77V76H83ZM135 77V76H134ZM136 77L137 78H139L140 79V77L141 76H137L136 75ZM159 77V76H158ZM162 77V76H161ZM170 77V76H169ZM172 77V76H171ZM171 77L170 78H168V81H169V79H171ZM27 77H25V79H26ZM79 78V77H78ZM137 78H136V81H137ZM142 79H143V77H141ZM247 78H248V80H247ZM173 79V78H172ZM0 80H2V79H0ZM42 80V79H41ZM132 80V81H131ZM30 81V80H29ZM44 81V80H43ZM42 81V82H43ZM136 81H134V82H136ZM160 81H163V80H160ZM167 81V80H166ZM167 81V82H168ZM171 81H173V80H171ZM10 82V81H9ZM25 82V81H24ZM105 82V83H104ZM141 82V81H140ZM146 82V81H145ZM164 82H165V80H164ZM178 82H179V79H178ZM13 83H15V84H13ZM11 82L10 84L12 85V86H14V87H17L18 88V86H15V85H17L16 84V82ZM18 83H20V82H18ZM39 83H41V82H39ZM38 83V84H39ZM44 83V82H43ZM66 83V86L68 85ZM110 83V82H109ZM144 83V82H143ZM142 83V85H139V86H142V87H144L145 85L144 84H146V83H144L143 84ZM161 83V82H160ZM172 83V82H171ZM257 83V82H256ZM5 84V83H4ZM6 84H8L7 82H6ZM9 84V85H10ZM30 84V83H29ZM29 84H27V88H29L28 86H30L31 87V85H32V87L30 88V89H33V86H35V85H38V84H31V85H29ZM141 84V83H140ZM147 84H149V83H147ZM146 84V85H147ZM158 84V83H157ZM178 84V83H177ZM20 85H21V83H20ZM19 85V86H20ZM26 85V84H25ZM144 85V86H143ZM172 85V84H171ZM174 85V84H173ZM260 85V84H259ZM262 85V84H261ZM6 86V85H5ZM39 86V85H38ZM38 86H37V88H38ZM61 86V85H60ZM109 86V85H108ZM135 88H134V87ZM138 86V87H139ZM176 86H178V85H176ZM179 86V87H180ZM216 86H225V87H230L231 88V90H232V94L231 95H229V94H226V93H223L222 91H220V90H218V89H213L214 91H212V93L211 92H209V89L211 88V87H216ZM256 86H258V85H256ZM1 87V86H0ZM4 86H2V88H3ZM25 86L23 85V86H20L19 87V89H26V87L24 88ZM62 87V86H61ZM74 87V88H75ZM104 87H106V86H104ZM137 87V88H138ZM142 87H141V89H142ZM146 87H149V85H147ZM171 87H173L174 88V86H171ZM224 87V88H225ZM17 88H15V90L17 89ZM65 88V87H64ZM69 88H71V87H69ZM145 88V87H144ZM143 88V89H144ZM169 88V87H168ZM178 88V87H177ZM181 88V87H180ZM184 88H182V89H184ZM219 88V87H218ZM255 88V87H254ZM253 88V89H254ZM66 89V88H65ZM67 89H68V87H67ZM72 89H73V87H72ZM72 89H70V91H68V92H70L71 93V90ZM90 89V90H89ZM99 89V88H98ZM125 89H124V91H125ZM126 90L125 92H123L124 94L126 93H128L127 95H129L131 92H130V90ZM139 89V88H138ZM140 89V90H141ZM146 89V88H145ZM175 89H176V87H175ZM179 89V88H178ZM177 89V90H178ZM28 90V89H27ZM62 90H63V88H62ZM82 90V91H83ZM89 90V91H88ZM99 90H101V89H99ZM107 90V89H106ZM171 90V89H170ZM59 91V93H57ZM65 91V90H64ZM75 91H76V89H75ZM74 91V92H75ZM77 91H79V90H77ZM75 92L76 94L78 93V92ZM94 91V90H93ZM108 91H110L111 92V90H108ZM103 92L102 91V93L101 92H97V93H93V94H91V97H93L94 99H96V100H98L99 102L102 100V101H104V102H106V105H108V104H115V102H117L118 104L120 103V102H122L123 100H125V98L124 99H122L123 97H125L122 93L120 94V95H122V96H120L118 93V96H119V98H117L118 96H116L115 94V96L113 95L112 96V93H110V92ZM132 91V90H131ZM137 91V90H136ZM173 91V90H172ZM179 91H181V90H179ZM179 91L177 92L178 94H179ZM184 91H183V93H184ZM210 91H211V89H210ZM255 91V90H254ZM261 91V90H260ZM130 92V93H129ZM158 92L159 91H157V93L156 94H158ZM163 92V91H162ZM174 92H176V91H174ZM182 92V91H181ZM180 92V93H181ZM226 92L227 93H229L228 91H227V88H226ZM79 93H81V92H79ZM78 93V94H79ZM91 93V92H90ZM115 93H116V91H115ZM136 93V92H135ZM160 93V92H159ZM165 93H166V91H165ZM164 93V94H165ZM170 93V92H169ZM169 93H168V95H169ZM56 94H58L57 96H56ZM65 94H68L67 92H65ZM74 94V93H73ZM83 94V93H82ZM89 94V93H88ZM131 94H133V93H131ZM172 94V93H171ZM174 94V93H173ZM71 96H72V94H70ZM69 95V96H70ZM126 95V96H127ZM133 95H135V94H133ZM155 95V94H154ZM166 95V94H165ZM60 96V95H59ZM68 96V95H67ZM68 96V97H69ZM173 96V95H172ZM175 96V95H174ZM190 96H192V98H189ZM61 98H58V99H60V100H63L64 99V97L66 98V96H63V99H62V96H60ZM67 97V99H69ZM129 97V96H128ZM133 97V96H132ZM131 96H130V98H132ZM157 97L159 98V96L157 95ZM156 97V98H157ZM28 98V97H27ZM72 98V97H71ZM136 98V97H135ZM141 98V97H140ZM143 98V97H142ZM148 98V97H147ZM152 98V97H151ZM157 98V99H158ZM168 98V97H167ZM73 99V98H72ZM71 99V100H72ZM75 99H77V98H75ZM80 99V97L78 98V100ZM122 99V101H119V100H121ZM129 99V98H128ZM133 99H134V97H133ZM137 99V98H136ZM153 99H154V96H153ZM156 99V100H157ZM192 100V101H189L188 102V100ZM24 100H26V99H24ZM33 100V99H32ZM83 101L85 100V99H82ZM81 100V101H82ZM142 100V99H141ZM149 100H150V98H149ZM152 100V99H151ZM164 100V99H163ZM20 102L22 101L21 99L19 100ZM18 101V102H19ZM59 101V100H58ZM75 101V100H74ZM77 101V100H76ZM97 101V102H98ZM119 101V102H118ZM129 101H130V99H129ZM128 101V102H129ZM136 100L134 99V102H135ZM137 101H138V99H137ZM20 102H19V104H20ZM29 102H30V99H29ZM69 102H71V101H69ZM132 102V99H131V101H130V103ZM139 102V101H138ZM144 102V101H143ZM166 102V101H165ZM187 102H188V104H187ZM62 103H64V102H62ZM68 103V102H67ZM66 103V104H67ZM85 103H88V101H86ZM103 103V102H102ZM102 103H100L99 105V107H97V109L98 108H102ZM108 103V104H107ZM124 103H126L125 101H124ZM124 103H123V105H124ZM153 103V102H152ZM193 103H191V104H193ZM11 104V103H10ZM84 104V103H83ZM82 104V105H83ZM89 104H92V103H89ZM89 104H84V105H89ZM94 104V105H93ZM92 104V106L91 105H89L90 107H89V109L91 110V107H95L96 105H95V103H93ZM117 104V105H118ZM129 104V103H128ZM190 104V105H191ZM33 105H34V103H33ZM71 105V104H70ZM75 105V104H74ZM81 105V106H82ZM83 105V106H84ZM104 105H105V103H104ZM103 105V106H104ZM116 105V104H115ZM123 105H121L120 107H123ZM131 105L133 106L134 104L133 103H131ZM145 105V104H144ZM189 105V106H190ZM16 106V105H15ZM29 106H30V104H29ZM126 106V105H125ZM124 106V107H125ZM199 106V105H198ZM201 106V105H200ZM5 107V106H4ZM31 107H33V106H31ZM61 107V106H60ZM60 107H59V109H58V111L60 110ZM63 107H65L64 105H63ZM67 107V106H66ZM69 107V106H68ZM67 107V108H68ZM77 107V106H76ZM106 107V106H105ZM104 107V108H105ZM108 107V106H107ZM110 107V106H109ZM116 107V106H115ZM119 107V106H118ZM194 107V106H193ZM197 107V106H196ZM0 108H1V105H0ZM56 108V107H55ZM62 108V107H61ZM71 108H73V107H71ZM75 108V107H74ZM85 108V110L86 111H89L88 110V108H86V106L84 107ZM83 108V109H84ZM112 108V107H111ZM195 108V107H194ZM32 109V108H31ZM63 109V108H62ZM79 109H80V106H79ZM82 109V110H83ZM96 109V108H95ZM94 109V110H95ZM96 109V110H97ZM107 109V108H106ZM109 109V108H108ZM129 109V108H128ZM133 109V108H132ZM163 109H165L166 110V112L164 113L163 111ZM18 110H20V112L18 113ZM68 110V109H67ZM85 110H83V111H85ZM95 110V113L93 112V114L94 115H96V111ZM102 110V109H101ZM118 110V109H117ZM131 110V109H130ZM134 110V109H133ZM197 110V109H196ZM203 110V109H202ZM241 110H242V112H241ZM61 111V110H60ZM70 111V110H69ZM73 111H75V110H73ZM76 111H78V110H76ZM75 111V112H76ZM103 111H105V109H103ZM111 112V111H110ZM134 112V111H133ZM164 114H163V113ZM264 112V111H263ZM62 113L63 114H66L67 112H63L62 111ZM61 113V114H62ZM72 113V112H71ZM102 113H104V112H102ZM106 113V112H105ZM104 113V114H105ZM115 113H117V112H115ZM125 113V112H124ZM60 114V115H61ZM73 114V113H72ZM76 114V113H75ZM85 114H88V113H85ZM98 114V113H97ZM100 114V113H99ZM112 114H114V113H112ZM162 114V115H161ZM203 114H200V115H203ZM67 115H68V113H67ZM83 115V114H82ZM124 115V114H123ZM164 115V117L163 118H166V116H169V115H166L165 116ZM217 115V116H218ZM243 115V114H242ZM73 116V115H72ZM91 116V115H90ZM104 116V115H103ZM108 116V115H107ZM191 116H193V114H191L190 115V118H191ZM197 116V115H196ZM220 116V115H219ZM245 116H247V118H246V121H247V119L249 120V119H252V120H254V119H256L257 120V122H255V123H257V124H254L255 126H257V125H263L264 126V113H260L259 115H257L256 116V114H254V116L252 115V114H248V115H246L245 114ZM57 117H59V118H57ZM62 117V116H61ZM65 117V116H64ZM70 116H67L66 118H69ZM86 117H88V116H86ZM100 117V116H99ZM99 117H98V120H100L99 119ZM133 117V116H132ZM179 117V116H178ZM194 117V116H193ZM222 117H225V116H222ZM228 117H230V116H228ZM233 117V116H232ZM235 117V116H234ZM238 117H240V116H238ZM65 118V119H66ZM76 118V117H75ZM102 118V117H101ZM106 118V117H105ZM163 118H162V120H163ZM168 118V117H167ZM169 118H170V116H169ZM173 118V117H172ZM189 118V117H188ZM189 118V119H190ZM197 118H198V116H197ZM213 118V117H212ZM221 118V117H220ZM226 118V117H225ZM237 118V117H236ZM40 119H42L43 121L44 120H46L47 121V123L46 124H48L49 125V127H48V125H47V128L48 129H44V130H40V131H37V132H35L34 134H31V135H29L28 137L27 136H25L24 135V133L25 132H27V130H28V128L34 123V122H36V121H39ZM97 119V118H96ZM131 119V118H130ZM136 119V118H135ZM134 119V120H135ZM230 119V118H229ZM237 119H239V118H237ZM236 119V120H237ZM245 119V118H244ZM244 119H243V121H244ZM41 120V121H42ZM54 120H56V121H54ZM68 120V119H67ZM70 120V119H69ZM86 120H88V119H86ZM93 120V119H92ZM108 120V119H107ZM132 120V119H131ZM166 120H168V119H166ZM193 120V119H192ZM252 120H251V122H252ZM255 120V121H256ZM45 121V122H46ZM120 121V120H119ZM124 121V122H125ZM185 121V120H184ZM203 121H205V119L203 120ZM208 121V120H207ZM238 121V120H237ZM90 122V121H89ZM95 122V121H94ZM114 122V121H113ZM165 122V121H164ZM164 122H163V124H164ZM168 122V121H167ZM183 122V121H182ZM250 122V121H249ZM92 123V122H91ZM90 123V124H91ZM99 123V122H98ZM121 123H122V125H121ZM179 123V122H178ZM177 123V124H178ZM184 123V122H183ZM186 123V125H187V122H185ZM208 123V122H207ZM243 123H245V122H243ZM243 123H242V125H243ZM247 123V122H246ZM245 123V124H246ZM38 124V123H37ZM37 124L35 125V126H37ZM123 124H125V125H123ZM171 124V123H170ZM172 124H174V122H172ZM200 124V123H199ZM248 124V123H247ZM39 125H40V123H39ZM38 125V126H39ZM43 125V124H42ZM93 125V124H92ZM99 125V124H98ZM181 125H184V124H180L179 125V127L181 126ZM192 125H194V124H191L190 126H192ZM195 125H196V123H195ZM205 125H206V122H205ZM254 125H252V128H253V126ZM103 126V125H102ZM167 126H168V124H167ZM202 126H203V124H202ZM207 126V125H206ZM246 126V125H245ZM40 127H41V125H40ZM39 127V128H40ZM43 127H44V125H43ZM92 127V126H91ZM162 127L165 129L166 128V130H164V132H162L163 130H162ZM177 127H178V125H177ZM201 127V126H200ZM248 127V126H247ZM39 128H37V129H39ZM77 128V132H79L78 130H82V131H80L79 133H77V132H75L76 129ZM161 128V129H160ZM176 128V127H175ZM182 128V127H181ZM196 128V127H195ZM194 128V129H195ZM204 128V127H203ZM224 128V127H223ZM251 128V127H250ZM249 128V129H250ZM251 128V129H252ZM257 128H260V127H257ZM257 128H255V129H257ZM263 128L264 127H262L261 129L263 130ZM33 129V127L31 128V129H29V131H31ZM168 129V130H167ZM229 129H231V128H229ZM234 129V128H233ZM249 129L247 130V132L249 131ZM250 129V130H251ZM34 130V129H33ZM36 130V129H35ZM171 130H173L174 131V127H173V129H172V126H171ZM186 131H187V129H185ZM185 130H184V133H185ZM226 130H227V128H226ZM253 130V129H252ZM251 130V132L253 133V131ZM260 130V129H259ZM261 130V131H262ZM28 131V132H29ZM57 131V132H56ZM197 131H198V129H197ZM229 131V134H231L230 133V130H228ZM227 131V132H228ZM256 131V130H255ZM27 132V133H28ZM169 133H170V131H168ZM167 132V133H168ZM182 132V131H181ZM188 132H189V135H193L192 134V132H191V134H190V131L188 130ZM187 132V133H188ZM196 132V131H195ZM235 132V131H234ZM250 132V131H249ZM248 132V133H249ZM250 132V133H251ZM259 132V131H258ZM26 133V134H27ZM174 133V132H173ZM198 133V132H197ZM218 133V132H217ZM241 133H243L242 135H245V138L247 137V133L245 134L243 131L241 132ZM165 134V133H164ZM171 134H172V131H171ZM180 134H182V133H180ZM224 134V133H223ZM223 134H221V136L223 135ZM227 135H223V141H225V139H226V142L224 143V145H219L220 146V148L221 147H224V149L223 150H226V151H223L224 153L225 152H227V150H229L228 152H230V151H234V150H237L236 149V146L238 147L239 146V148L240 149H242V147L241 146H243L245 143H246V141L247 140H245V138H244V136H242V138L244 139H242L241 138V136H235V137H232V134H231V137L230 138H228V133H226ZM237 134V133H236ZM25 137H24V136ZM166 135V134H165ZM178 135H179V133H178ZM178 135H177V137L176 138H179L178 137ZM184 135V134H183ZM183 135H182V137H183ZM198 135V134H197ZM220 135V134H219ZM241 135V134H240ZM253 135V134H252ZM261 135V134H260ZM161 136V135H160ZM159 136V137H160ZM162 136H164L163 134H162ZM167 136V135H166ZM175 136V135H174ZM215 136H217V137H220V136H218V135H215ZM21 137H24V138H21ZM169 137V136H168ZM181 137V136H180ZM187 137V138H186ZM186 137H184V138H186V140H188V142H189V139H190V137L187 135ZM194 137V136H193ZM193 137H191V138H193ZM196 137V136H195ZM194 137V138H195ZM215 138V139H217V140H219L218 138ZM258 137H259V135H258ZM163 138H165V136L163 137ZM167 138V137H166ZM173 138H175V137H173ZM189 138V139H188ZM197 139L195 140V139H192V140H195L192 144H190V146L188 145L187 147H186V145H184V146H181V147H178V145L176 146L177 148H178V150L180 149L181 151H183V150H186V151H189L190 150V152H191V147L192 146H194L193 147V149H196V147L197 146H195L196 144H199V145H201V147H199V148H202L203 147V149H204V147L205 148H207L206 146L208 145L207 143H209L210 142V140L208 141V142H203L202 141V139H201V141L199 140V138L198 137H196ZM202 138V137H201ZM251 138L253 139V138H257V136H255L254 137V135H253V137L251 136ZM263 138V137H262ZM35 139H37V141L36 142H33V140L35 141ZM148 139V140H147ZM155 139V140H154ZM161 140H162V137L160 138ZM182 140H183V138H181ZM221 139V138H220ZM247 139V138H246ZM252 139H250L249 141H251ZM126 140V138L124 139V141ZM140 140V139H139ZM142 140V139H141ZM141 140H140V142H141ZM185 140V139H184ZM191 139H190V141H192ZM258 140H260V141H262L263 139H261V137L260 138H258ZM121 141H123V139L121 140ZM123 141V143H125ZM136 141H138V140H136ZM142 141H144V140H142ZM152 141V142H153ZM243 141H244V143H243ZM113 142V143H112ZM127 142V141H126ZM129 141L127 142V144L128 143H130ZM211 142H212V140H211ZM253 142H258L257 140L256 141H253ZM136 143V142H135ZM134 143V145H136ZM185 143V142H184ZM190 143V142H189ZM219 143V142H218ZM217 142L215 143H213L214 145L215 144H218ZM260 143V142H259ZM263 143H264V140H263ZM186 144H187V141H186ZM212 144V143H211ZM212 144V145H213ZM219 144H222V142L221 143H219ZM243 144V145H242ZM252 144V143H251ZM251 144H250V147H251ZM258 144V143H257ZM257 144L256 145H254V146H257ZM105 147H104V146ZM110 145V146H111ZM128 145H131V143L130 144H128ZM128 145H126V146H128ZM133 145V144H132ZM209 145H210V143H209ZM211 145V146H212ZM260 145V144H259ZM103 146V147H102ZM119 146V145H118ZM117 146V147H118ZM125 146V145H124ZM125 146V147H126ZM216 146V145H215ZM228 147L229 146V148H227V149H225V147ZM231 146H235L234 147V149H232L231 148ZM247 146H248V144H247ZM253 146V145H252ZM176 147H174V150L172 151H169V152H171V153H169L170 154V156L173 154L172 152H175L176 153V151H178V150H176L175 148ZM182 147L184 148V149H182ZM197 147V148H198ZM106 148V149H107ZM140 149L142 148V147H139ZM208 148H211L210 146L208 147ZM213 148V147H212ZM230 148H231V150H230ZM143 149V148H142ZM214 149V148H213ZM216 150L218 149V148H215ZM214 149V152L216 151ZM111 151H113V152H115V150L117 151V149H110ZM138 150V149H137ZM144 150V149H143ZM142 150V151H143ZM205 150V149H204ZM210 150V153H212V151H211V149H209ZM257 150V149H256ZM262 150V149H261ZM260 150V151H261ZM264 150V149H263ZM167 151V150H166ZM166 151H164V152H166ZM207 151H208V149H207ZM218 151H221V150H219L218 149ZM218 151L214 154V155H216V157L218 158V157H220V155H218L217 156V154H219L218 153ZM241 151V150H240ZM252 151H254V150H252ZM113 152L111 153V154H113ZM119 152V151H118ZM117 152V153H118ZM137 152H139V150L137 151ZM159 153L160 154V156H158L159 157V160H156V162L153 160V162H151L152 160V158H150L149 160H144L146 163H142V164H137L136 166H134V167H132L131 169H120V170H117L116 169V171L114 170L113 171V173L111 172V174H109L108 175V177L104 180V182H103V184L101 185V186H99V187H97L96 189H94L93 191H91L90 192V194L84 199V201H83V203H81V204H83L82 206L80 205V208L81 207H85V206H88L89 208L91 207V206H98L99 208H100V210H99V208H97V213H99L100 212V214H102V213H108L109 215L108 216H110V217H112V218H110V219H107V221L106 220H104L103 222L104 223H102V224H99L98 226H96L94 229H101L100 227H110V225L112 226V224H121V226L122 227H124V228H132V225L135 223V222H132V221H129L128 220V218H129V216L132 214V213H134V212H137L139 209H141L140 208V206L138 205H135L134 207L132 206V209H130L129 211H124L123 213H121V211L119 210L125 203H126V201L128 200V198H123L122 196H120V194L118 195V193H116V191H117V188H116V191L114 192L113 190V188H111L110 189V187H111V185L113 184L114 186L116 185V183L114 184V182H115V180H120V179H122V181H123V179L126 181V180H130V178L132 177H134V178H136V179H139V181L141 182H139V184H140V187H142L141 186V184L143 183V184H148V185H145V186H143V187H149V186H151V184L152 183H155L154 182V180H151L150 178L153 176V175H156L157 173H155L156 172V170L155 171H153V170H151L153 167H155V166H157V167H155V168H157V172H158V174L159 173H161L160 175H162L161 177H163V178H161V180H163L164 182H169L170 183V181H173V178L174 177H176L177 176V174L176 173H178L179 174V172H178V168H179V165L181 164V163H184V165H185V167H186V164H188L190 161H189V158H191V157H188V161L186 160V159H183L184 161L186 160L188 163H185V162H180L179 161V159H177V161H179L180 162V164L178 163V164H176L177 165V167L178 168H176V166L174 165V167H173V171H172V167H171V171L172 172H174V170L176 169V173L174 174L173 173V175H169V173H167V176H166V174L165 173H163L162 171H164V172H166L162 167H164L165 169L167 168V164H169V163H171L172 164V162H175L174 160H176V155L174 156V158H172L173 159V161H172V159H171V157H170V159H169V163H167L166 161H165V163H164V159H166L167 157H168V151L166 152L167 154H165V153ZM180 152V151H179ZM178 152V153H179ZM184 152V151H183ZM236 152V151H235ZM239 152V151H238ZM132 153V152H131ZM135 153V152H134ZM182 153V152H181ZM185 153V152H184ZM184 153H182L181 155H180V157H181V159L180 160H182V157L183 156H185V154ZM208 153V152H207ZM222 152H220V154H221ZM223 153V154H224ZM240 154L241 153H243L244 155H245V151L244 152H239ZM239 153H238V155H239ZM257 153H258V151H257ZM257 153H256V151L255 152H250V153H248L247 154V151H246V154L247 155H245L244 157H242L241 158V155L239 156V158L240 159H237L236 161H232L231 162V164L229 163V165H227V166H224V167H222V168H219V169H217V170H214V171H212V172H210L209 174H207V173H205L206 175H203V177H202V179L201 180H197L196 181V179H198V178H193V179H195V181L193 180H188L187 182V184H182V185H180V187H176V189H174V191H172V193H170L169 195H167L165 198L164 197H162V198H160L159 197V199L157 198V200H155L156 198H154V200H153V202H151V201H145V202H147V203H145L144 204V202H143V204L144 205H147L148 206V204L149 205H151V203H152V205L154 204V205H156V204H163L164 205V203L166 202V200H170V201H177V200H183L182 202V204H176L177 206H174L175 207V209L174 210H172L171 212H170V214L168 213V212H163V213H161V214H165V215H171L172 214V216L177 220H179V219H181L180 218V216L183 218V217H186L185 219H182L181 221H178L177 220V222H175L174 223V221H175V219L173 220V222H171V221H169V223H166L168 220H166V222H163L164 221V219H163V221H160L159 219H161V218H159V217H151V219H148V220H146V224L148 225V226H150V228H155V229H157L158 230V232L157 233H152L149 237H147V238H144L143 240H140L138 243H130V244H123V245H121L120 247H115V249H105V251H104V249H102V250H100V249H98V248H91L90 250L89 249H86L87 251H83V252H81L80 250V252L81 253H77L76 254V256H73V257H64L63 255H61V257H57V256H52L51 258H49V259H46V263L47 264H161L162 262L161 261H164V260H167L168 261V264H264V226H260L261 224H257L256 222V220H258V219H264V154L263 153H261V154H263V156H260L259 154L257 155ZM103 155V157H102V155ZM111 154H110V156H111ZM120 154V153H119ZM158 154V155H159ZM164 154H165V156L167 155V157L166 158H163L162 156H164ZM180 154V153H179ZM178 154V155H179ZM188 154H189V156H191L190 155V153L188 152ZM228 154V153H227ZM126 155V154H125ZM124 155V156H125ZM131 155V154H130ZM204 155V154H203ZM205 155H206V153H205ZM204 155V156H205ZM211 155V154H210ZM213 155V156H214ZM225 155V154H224ZM238 155H237V158H238ZM97 156H99V157H97ZM109 156V157H110ZM120 156H121V154H120ZM201 156V157H200ZM199 157L200 158H203L202 157V155H200ZM207 156H208V154H207ZM207 156H205V157H207ZM213 156H209L210 158H212ZM132 157H134V156H131V158ZM154 157V156H153ZM158 157H156V158H158ZM179 157V158H180ZM215 157V156H214ZM236 157V156H235ZM234 157V158H235ZM112 158V157H111ZM126 158V160L128 159V161L130 160L129 158H127V157H125ZM160 158H162L163 160H161ZM184 158V157H183ZM221 158V157H220ZM94 159V158H93ZM95 159L94 160H90V161H95ZM96 159V160H97ZM102 160H104V159H102ZM125 160V159H124ZM151 160V161H150ZM201 160V159H200ZM204 160L205 159H203V161L201 160L200 161V163H201V165L200 164H197V166H201V167H203V162H204ZM218 160H219V158H218ZM225 160V159H224ZM100 161H101V159H100ZM105 161V160H104ZM133 161V158H132V160H130V162H132ZM143 161V162H144ZM150 161V162H149ZM168 161V160H167ZM176 161V162H177ZM194 161V160H193ZM207 160H205V164L204 165H206V163L207 164H209L208 165V167L209 166H211V165H213V163L215 164V162H218L217 161V159L215 160V161H213L212 159L211 160H209V161H207ZM226 161V160H225ZM81 162V161H80ZM175 162V163H176ZM220 162H223L222 161V159H221V161ZM96 163V162H95ZM95 163H93L94 165H95ZM98 163H100V162H98ZM141 163V162H140ZM164 163V166L163 165H161V164H163ZM167 163V164H166ZM197 163H199V162H197ZM212 163V164H211ZM86 164H88V163H86ZM228 164V163H227ZM99 165V164H98ZM161 165V169H162V171L161 172H159L160 170H158V168H159V166ZM167 165V166H166ZM182 165V164H181ZM184 165L183 166H181L180 168H185L184 167ZM189 165V166H188ZM187 166L188 167H191L190 166V164H188ZM195 165V163H193V165L192 166H194ZM63 166V165H62ZM97 166V165H96ZM166 166V167H165ZM172 166V165H171ZM197 166H195V168L197 167ZM197 167L198 169L199 168H201V167ZM169 167H170V165H169ZM207 168V166H204V168ZM62 170H61V169ZM97 168H98V166H97ZM96 168V169H97ZM116 168V167H115ZM159 168V169H160ZM180 168H179V171H181L180 170ZM187 168V167H186ZM192 168V167H191ZM196 168V169H197ZM205 168V169H206ZM87 169V170H86ZM92 169H93V171H92ZM190 168H187V170L186 171H188ZM202 169V168H201ZM192 170V169H191ZM193 170H195L194 168H193ZM91 171H92V173H91ZM183 171H185V170H183ZM183 171L181 172L182 174H183ZM196 171V170H195ZM81 172H83V173H81ZM50 174L51 173V175H47V174ZM96 173V172H95ZM150 173H151V177H149L150 176ZM155 173V174H154ZM163 173V174H162ZM188 173H191V171L189 170L188 171ZM157 174V175H158ZM40 175H42L41 177H39ZM45 175H47V176H45ZM149 175V176H148ZM159 175V176H160ZM188 175H190V174H188ZM187 175V176H188ZM80 176H82V177H80ZM146 176H148V180H151V181H148L147 180V177ZM179 176H181V175H179ZM193 176V175H192ZM202 176V175H201ZM205 176V177H204ZM146 177V178H145ZM154 177V176H153ZM197 177H199V178H201L200 176H199V174H198V176ZM143 178H145L146 180H143ZM156 179V182H157V184L158 183H161L162 184V182L160 181L159 182V180H160V177L159 178H157V177H155ZM176 178H178V176L176 177ZM184 177H182V179H183ZM42 179V178H41ZM136 179H134V183L132 184V186H134V185H136V187H137V184H135V181H136ZM153 179V178H152ZM157 179H159V180H157ZM179 179H180V177H179ZM22 180V181H21ZM118 180V181H119ZM124 181V182H125ZM132 181V179L130 180V182ZM17 182V183H18ZM20 182H19V184H20ZM123 182V183H124ZM163 182V185L165 184ZM174 182H175V180H174ZM166 183V184H167ZM168 183V184H169ZM186 183V182H185ZM22 184V183H21ZM128 184H130V183H128ZM139 184H138V186H139ZM142 184V185H143ZM167 184V185H168ZM233 184H235V186L234 187H232L231 185H233ZM34 185V184H33ZM38 185V184H37ZM42 185V184H41ZM40 185V186H41ZM118 185V184H117ZM36 186V185H35ZM110 186V187H109ZM153 186H155V184L153 185ZM37 188H38V186H36ZM130 187V186H129ZM136 187H134V188H136ZM139 187V189H141ZM147 187V188H148ZM24 188H25V186H24ZM131 188V187H130ZM134 188L133 189H131V190H134ZM145 188H143V189H145ZM232 189L233 191V194L232 195H230V196H228V197H226V198H224L223 200L221 199V200H219V201H216V202H214V203H212V204H208V202H204L203 200H202V197H204L207 193H211V191H212V194H214L213 192L215 191L216 192V190L218 191V190H225V189ZM17 189V190H16ZM30 189V188H29ZM33 189H34V186H33ZM33 189L31 188V190L33 191ZM36 189V188H35ZM45 189V188H44ZM54 189V190H55ZM120 189V188H119ZM138 189V188H137ZM138 189V190H139ZM48 190V188L46 189V191ZM130 190V191H131ZM21 191V192H20ZM37 191V190H36ZM45 191V190H44ZM28 192H29V190H28ZM31 192V191H30ZM35 192V191H34ZM38 192V191H37ZM119 192V191H118ZM225 192H226V190H225ZM228 192V191H227ZM27 193V192H26ZM25 193V195H27ZM230 193V192H229ZM35 195H36V193H34ZM198 194V196L200 195V196H202V197H200V198H197V197H194L195 195H197ZM212 194H210L211 196H213ZM225 194H227V193H225ZM22 196V195H21ZM34 196V195H33ZM40 196V195H39ZM209 196V195H208ZM216 196V195H215ZM18 197H20V194H19V196ZM17 197V198H18ZM35 197V196H34ZM127 197V196H126ZM16 198V197H15ZM25 198V197H24ZM78 198V197H77ZM84 198V197H83ZM20 199H23V198H20ZM33 199V198H32ZM201 199V200H200ZM206 199V198H205ZM210 199V198H209ZM219 199V198H218ZM19 199H17V201H18ZM31 199H29V201H30ZM52 200H54L53 198H49V199H46V202L45 203H47V202H49V203H51V201ZM56 200V199H55ZM199 200V201H198ZM214 200V199H213ZM20 201V200H19ZM28 200H27V202H28V204L30 203V202H32V200L29 202ZM38 201V200H37ZM78 201H79V198H78ZM24 202H26V201H24ZM23 202V203H24ZM33 202L35 203V200H33ZM54 202V201H53ZM12 203V202H11ZM22 203V202H21ZM23 203H22V206H23ZM34 203L31 205V203L29 204V208L31 209V207H33L34 206ZM179 203V202H178ZM26 204V203H25ZM39 204H41V203H39V201H38V203L37 204H35L36 205V207H37V205L38 206H40ZM75 204V203H74ZM79 204V203H78ZM77 204V205H78ZM85 204V205H84ZM15 205V204H14ZM16 205L18 206L19 205V209H21V205H20V203L18 202V204L16 203ZM27 205V204H26ZM26 205H24L23 207H25L26 209H27V207H26ZM41 205H43L42 207H44V203L43 204H41ZM49 204L47 203V205H45V206H48ZM67 205H68V203H67ZM70 205V204H69ZM72 205V204H71ZM12 206V205H11ZM11 206L9 207V208H11ZM95 206V207H96ZM15 207V206H14ZM13 206H12V208L13 209H15ZM35 207V206H34ZM33 207V208H34ZM41 207V206H40ZM50 207V206H49ZM61 207V206H60ZM63 207V206H62ZM67 207V206H66ZM72 207V206H71ZM74 207H75V205H74ZM88 207H85V209L86 208H88ZM94 207V211L96 212V208ZM18 208V207H17ZM25 208H22V210L24 211V210H26ZM32 208V209H33ZM59 208V207H58ZM82 208V210L81 211H85V209H83ZM29 209V210H30ZM60 210H61V208H59ZM68 209V208H67ZM91 209H92V211H93V208L91 207ZM91 209H89V212H91L90 210ZM3 210H1V211H3ZM46 210V209H45ZM77 210H78V213H79V209L77 208ZM77 210H75L76 212H77ZM127 210V209H126ZM158 210V209H157ZM159 210H161V209H159ZM8 211H10V209H8ZM7 211V213H8V215H10L9 214V212ZM38 211V210H37ZM55 211H57L58 213H64V211H62V212H59L58 210H55ZM54 210H53V212H51L50 213V211H49V213H50V217H53V213H55L56 214V212H55ZM74 210H72V212H73ZM80 211V212H81ZM162 211H163V209H162ZM3 213V215H6V213ZM21 212V213H20ZM27 212V211H26ZM31 212H32V210H31ZM31 212H28L29 214L31 213ZM33 212H34V210H33ZM86 212H88V211H86ZM88 212V213H89ZM94 212V213H95ZM150 212H151V210H150ZM149 212V213H150ZM11 213V215L13 214L12 212H10ZM18 212H17V210H16V214H17ZM19 213L20 214H22V211L20 210L19 211ZM35 213H37L36 211H35ZM35 213H34V215H35ZM40 213V212H39ZM46 214H49L48 212H45ZM68 213H69V211H68ZM66 214V216L67 215H69V214ZM88 213H85V214H88ZM154 213V212H153ZM153 213H151V215L150 216H152V214ZM1 214H2V212H1ZM0 214V215H1ZM19 214V215H20ZM28 215V216H26V215ZM25 214H22L23 216H21V217H19V216H17V217H10V218H8V222H9V224H8V222H7V224H8V226L6 227V228H8V229H6V230H8V231H6V232H4V233H2L1 235H0V238L2 239H11V240H18V239H22V240H24V238H25V240H26V242H27V240H28V243H29V239H27V238H30L31 237V239L32 240H34L33 239V237H32V235H34V234H36L37 236H38V233L40 232L41 233V231H42V234L44 235L43 236V238L44 237H46L45 239H43V240H41L39 237L37 238V240H34V241H30V242H32L31 243V245H32V247H31V245H25V244H27L25 241V243H23V244H21L22 242L20 241L19 243H18V245H19V247L18 246H15L13 249H10V251H13V253L15 252V253H20V252H22V249H23V247H26V246H28V247H31L32 249H33V247L34 248H36L39 252H41V251H43V250H45V249H51L52 248V246H53V244H55V243H60L61 241H64L65 243L64 244H62V245H65L66 244V246L67 245H70L69 243L71 242V243H76V241H77V239H79V238H77V237H79L80 236V238H81V236H84L85 237V234H87V233H90V231H93V229L92 228H86V226L85 227H83V228H80V225L79 226H77V225H75V226H71V227H68L67 229H65V230H63V231H61L60 230V232H57L56 230H53L52 229V231H54V232H49V233H46L47 234V236H46V234H44L43 232L46 230V228H44V227H48V225L50 226L54 221H52L53 220V218H49V217H45V218H36V219H38V220H29V219H31L34 215H32V213L29 215V214H27V213H25ZM45 214V216H47ZM54 214V215H55ZM72 214H74V215H78L77 213H70V215L72 216ZM80 214L81 213H79V216H80ZM92 213H90L89 215H91ZM96 214V213H95ZM92 215V216H96V215ZM25 215V216H24ZM52 215V216H51ZM73 215V216H74ZM82 215V214H81ZM83 215H84V212H83ZM97 215H99V214H97ZM13 216H15V215H13ZM37 216V215H36ZM41 216V215H40ZM56 216H57V214H56ZM62 216V215H61ZM63 216H64V214H63ZM65 216V217H66ZM163 216V215H162ZM24 217H27V221L29 220L30 222H26L25 220V218ZM42 217V216H41ZM21 218H22V220H21ZM54 218H55V216H54ZM68 218V217H67ZM145 218V217H144ZM170 218V217H169ZM52 219V220H51ZM3 220V219H2ZM1 220V221H2ZM18 220H21L20 222L18 221ZM65 220V219H64ZM0 221V222H1ZM25 222V223H22V222ZM4 222H6V221H4ZM3 222V223H4ZM52 222V223H51ZM141 222V221H140ZM143 222V221H142ZM145 222V221H144ZM171 222V223H170ZM84 223V222H83ZM93 223V222H92ZM80 224V223H79ZM145 224V223H144ZM143 224V225H144ZM1 225V229H3V227H2V223L0 224ZM82 225V224H81ZM263 225V224H262ZM5 226H6V224H5ZM119 227V226H118ZM45 230H44V229ZM120 228V227H119ZM57 229V228H56ZM62 229V228H61ZM126 229V230H127ZM225 229H227V233H225V234H223L221 237H219L218 235L220 234L221 235V233L220 232H222L223 230H225ZM108 231H110V230H108ZM112 231V230H111ZM123 231V230H122ZM160 231V232H159ZM95 233V232H94ZM112 233V232H111ZM42 234H41V236H42ZM36 235H34V237L36 236ZM214 235H217L219 238L218 239H216L215 237H213ZM30 236V237H29ZM42 238V237H41ZM209 238H215V240L213 239V240H209ZM36 239V238H35ZM38 239H40V240H38ZM207 239L210 241L209 243L207 242ZM110 240H112V242H113V240H115V241H118L119 239L118 238H116V237H114V238H111ZM206 240V242L208 243V244H206V245H203V246H201L203 243L205 244L206 242H204ZM19 241V240H18ZM14 244V243H13ZM17 245V244H16ZM73 245V244H72ZM55 246V245H54ZM54 246H53V248H54ZM75 246V245H74ZM107 246V245H106ZM106 246H103V247H106ZM100 247V246H99ZM102 247V246H101ZM201 247V250L200 251H198V252H195V253H192L191 254V251L193 252V250H196V248H200ZM27 248V247H26ZM86 248V247H85ZM107 248H109V246L107 247ZM112 248V247H111ZM35 249V250H36ZM28 250V249H27ZM183 250H186L185 251V253H181L180 254V252L181 251H183ZM34 252V251H33ZM178 252H179V254H178ZM184 252V251H183ZM11 253V252H10ZM22 253H24V251L22 252ZM21 253V254H22ZM37 253V252H36ZM43 253V252H42ZM46 253V252H45ZM72 253V252H71ZM178 255H177V254ZM12 254V253H11ZM10 254V255H11ZM44 254V253H43ZM47 254V253H46ZM174 254H176V256H173ZM6 255H8V253H5V250H2V249H0V261H2L5 257H6ZM13 255V254H12ZM16 255V254H15ZM30 255V254H29ZM37 255V254H36ZM72 255V254H71ZM5 256V257H4ZM14 256V255H13ZM69 256V255H68ZM171 256H172V258L174 257V259L172 260L171 259ZM177 256H179V257H177ZM9 257V256H8ZM50 257V256H49ZM175 257H177V258H175ZM5 259H7V258H5ZM157 261H160V262H157ZM167 261H165L166 263H167ZM3 262H4V260H3Z\"/></svg>",
	"mask_w": 264,
	"mask_h": 264
}]
</instances>
